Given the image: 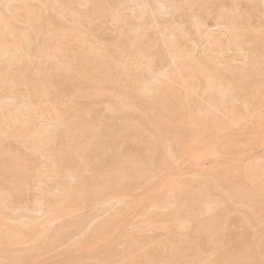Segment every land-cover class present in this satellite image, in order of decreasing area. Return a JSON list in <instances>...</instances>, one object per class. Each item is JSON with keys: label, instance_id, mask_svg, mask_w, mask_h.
<instances>
[{"label": "bare ground", "instance_id": "6f19581e", "mask_svg": "<svg viewBox=\"0 0 264 264\" xmlns=\"http://www.w3.org/2000/svg\"><path fill=\"white\" fill-rule=\"evenodd\" d=\"M30 1H35V2H38V3H41V4H43L44 2H45V0H0V6H1V8H2V6H4V10H5V8H8L7 9V13L8 14H5V15H3V14H1V10H0V97L1 96H4L2 93H4V91H3V89L5 88V99H6V102H4V101H1V99H0V138H2V139H0V142L1 143H3L4 142V137L7 135V131L9 130V129H11V128H15L16 130H18L17 128H16V126L18 127V128H21V131H22V129L24 128V127H26L27 128V126L28 125H30V126H28L30 129H25L24 131L26 132V133H28V134H25V136H26V138L28 139V140H30L31 142H32V144H31V150H29L28 152H27V149L25 150L27 153H29L30 152V154H33V153H40V151H41V154L43 153V151L45 152V149L43 148V146H46L47 144L45 143V141L47 140V139H50V138H48V136H50V135H52V134H57V136H58V138L60 137V140H62L61 142H60V140L57 138L56 139V141L55 142H57V144H58V141L57 140H59V143L60 144H56L57 146H56V148H54L53 147V150L51 149L50 151H51V154H52V158H53V160L51 159V157H50V160H51V164H52V167H49L48 165H44L45 167H49L48 169H52L51 171H52V173L53 174H55L56 176H58L60 179H59V181L57 182V183H54L53 185H52V183L50 184V183H48V184H50V188H53L56 192H52L50 195L48 194V196H46V195H44L42 198H44L43 200H42V198H41V200L43 201V203H44V205L41 203V204H39V202H38V206H39V209H40V205H43V206H41V208L43 207L44 208V210L42 211V209H41V211L43 212V214H42V218H41V221H38L39 222V224H37V222H33V221H31V220H33L34 218H30L31 220H30V222H29V220H27V222L25 221L24 222V228L26 227L27 228V232L29 231V234L27 233V236H28V239L26 240V234L24 233L25 231L22 229V228H19L18 226L19 225H17V227H18V233L20 234V233H22V232H20V231H22L23 230V233H24V235L25 236H23L22 237V234H21V237H22V242H23V244H24V242L25 241H23V240H26L27 241V244L29 243L28 241H35V238H37V236H39V235H37V232H39L40 230V228H44V230H46L47 228H48V224H50V223H52V222H54L55 223V221H59V219H61V218H63V217H65V216H67L68 214L70 215V214H72V212L74 213L75 212V210H78L79 208H81V207H83V206H88V208L90 207V208H92V207H94L95 205V207H97V206H99L100 204H102L103 203V201L105 200H107V201H109V200H115V199H117V201L119 200L118 198L119 197H121L120 198V200L121 199H123V197H125V196H127V194H128V196L130 195L129 193H127V190L129 189V190H131L130 188H132L133 187V185H134V183H136L137 181H141L142 182V180L144 181V180H152V178H156V177H158V175L155 177V175L159 172V170H161V168L162 169H166V171L168 170V172H169V170H171V161L172 160H174L173 158H175L177 155L179 156V155H182V153L184 152V153H191L190 155H192V157H191V159L190 160H193L194 161V159H195V164H194V162L192 161H190V163H188L189 164V166L192 164V166H197V164H198V166H200V161L199 160H206L207 158H209V157H211L210 155H212V156H214V158L216 157V156H218V155H215V154H217V152H218V149H221V147L223 146L222 145V142H223V140H221V138H220V140H219V142H221L220 144L218 143V135H216V132L217 131H219V133L221 134V131L220 130H223L224 132H226L228 129L227 128H230L231 127V125L230 124H232V125H237L238 124V122H240L241 120H244V119H248L247 117V115H249L250 116V121H248V122H251L253 119L256 121V119H258V121L257 122H259V124L258 125H262L263 123V121L261 122V120H263L264 119V112H262V109H260L261 110V112H260V110L258 109L256 112H260L259 114L257 113V115L259 116V118H261V120L259 119V118H256V114H254L255 112H254V104H250L249 102H252L254 99V103H258V101L257 102H255L256 100H259V99H256L255 97L257 96L258 97V94H259V89L258 88H262V86H264V68H262L261 66H260V62H257V59L256 58H253V59H251V60H249V62L248 63H243L242 61H241V59H240V61L242 62V66H238V67H236V68H233V66H232V64H231V67H229V66H223L224 67V69H225V72H227V73H230L231 74V77H229L230 79H228V80H226V82H225V76H224V74H223V71L222 70H220L219 71V69H218V66H217V62L219 63V61L218 60H220V59H218V57H214V56H211V55H209V54H205L204 53V55H203V57H200V56H198L197 58L196 57H194V55L195 54H193V52H192V50H188V48H186L185 46H187V44L185 45V41L188 39L187 37H188V35H187V27H189V26H191V28L193 27V28H195L196 29V33H197V35L199 36V35H202V31H201V27L202 26H205L206 24H205V17H204V15H205V11H211L212 9H215L214 7V5L216 4L215 2H217V3H220V4H223L222 2H220V1H216V0H152V1H150V2H154L153 4L152 3H149L148 1H146V0H140L141 1V3H140V1H139V3H138V0H130L131 1V3L133 2V3H135L136 4V6H139V8L136 10V11H131L132 12V15H131V17L132 18H134V20H136L137 18L138 19H140V20H142L143 22L141 23V24H139L138 26L137 25H135V26H131V25H134V24H132L133 23V19L132 18H128L127 19V17L125 18L123 15H121L120 16V14H118L117 12H116V8H118L120 5H124L125 4V0H124V3H122V2H120V0L118 1V2H120L121 4L120 5H118V7H117V4H116V1H115V5H114V3H112L110 0H108V1H106V0H104V2H106V4L105 5H103V3H102V1L103 0H95V1H92V6H93V10L91 9V8H89V9H91L92 10V13H89V14H91V15H89V16H87L88 15V13H87V15L86 16H80L78 19H75V20H73L72 22L73 23H69V26L70 25H72V26H70V27H72V28H65V26H63L62 28L61 27H59V30H61V32H59V34H56V33H58L57 32V28L58 27H56V26H52V27H56V30H53L52 31V29L51 28H49V26H50V23L51 22H49L50 20V18L51 19H53V17H50V15L51 14H53V13H51V14H49V17L50 18H48V20H45V27H44V16H45V12L44 11H46V9L48 10V8H47V6H45L46 7V9L45 10H43L44 9V7L41 9L40 7L39 8H37V6H39V5H37V6H32L31 4H30ZM47 2L49 1V0H46ZM58 1V0H57ZM57 1H56V3H57ZM62 2L64 1V0H61ZM60 0L58 1V3L60 4V2H61ZM80 1H83V0H66V1H64L63 2V8H65V9H62L61 7V4H60V8L62 9V10H66V9H68V10H66V11H69V9H71V7H73L74 5L73 4H79L80 3ZM86 1V0H85ZM110 1V2H109ZM127 1V0H126ZM129 1V0H128ZM225 1V0H224ZM223 1V2H224ZM227 1H229L230 2V5H229V7H228V5H226L227 7H228V9H225V7L224 8H218V11H217V13H216V11L215 12H213V13H216V14H214L216 17H214V18H216L215 20L216 21H221L220 22V26H222L221 27V29H223L224 31L223 32H225V34H227L226 36V38H227V43H230L233 47V49H234V51H235V53H239V54H242V58H244L245 60V62L247 61V57H248V55H245L246 53L243 51V47L241 48V45H242V43H239L238 42V40H240V38H242V36L243 35H241V32H239L238 31V28H237V26H236V21H237V19H239V17L241 16L240 15V9H241V7H243V6H241L242 4L241 3H243L241 0H227ZM245 2V4H244V8L247 10V11H251L250 13H252L253 11L255 12V10L257 9V10H261V11H259L258 13H261L262 14V17L260 18V16H259V18L260 19H262L263 18V16H264V0H244ZM15 2V6H14V3ZM86 2H91V0L90 1H86ZM85 2V3H86ZM94 2V3H93ZM11 3L13 4L12 6H11V8H9V6L11 5ZM55 3V2H54ZM226 3V1L224 2V4ZM18 4V5H17ZM59 4H58V7H59ZM81 4V3H80ZM83 4H84V2H83ZM223 4V5H224ZM226 4H228V3H226ZM48 5V4H47ZM72 5V6H71ZM76 5V6H77ZM85 5V4H84ZM87 5V4H86ZM126 5V4H125ZM217 5V4H216ZM69 6H71V7H69ZM76 6L75 7H73V8H76ZM87 6H89V5H87ZM91 6V5H90ZM56 7V6H55ZM54 7V8H55ZM68 7V8H67ZM213 7V8H212ZM0 8V9H1ZM51 8V7H50ZM49 8V9H50ZM57 8V7H56ZM123 8V7H122ZM127 8V7H126ZM216 8V9H217ZM86 9H88L87 7H86ZM120 9V8H119ZM54 10V9H53ZM62 10H60L61 12H63ZM76 10V9H75ZM133 10V9H132ZM6 11V10H5ZM4 11V12H5ZM52 10H50V12H51ZM57 11H58V9H57ZM59 11V13H60V15H61V12ZM66 11H65V14H66ZM82 11V10H81ZM88 11H90V10H88ZM118 11V10H117ZM123 11V10H122ZM130 11V10H129ZM156 12V16H157V14L159 15V16H162V18H166V16H169L172 20L170 21V19L168 20L167 18V20L166 19H164V21H163V24L164 23H168L169 24V26L170 27H168L167 25L168 24H166V26L164 25L163 27H162V30L160 31V34H158L157 33V31L159 32V30L161 29V27L159 28V30H157L156 31V33H154V34H156V36L154 37V39H152L153 37H151V36H153V34L152 35H150L149 34V36L147 35V32L146 31H148L147 29H149L147 26H149L148 24H150L152 21H153V19H154V22H155V12ZM213 11V10H212ZM55 12V11H54ZM71 13H72V16H75L74 18H76L77 16H78V14L74 11V9H71V11H70ZM84 12V11H83ZM125 12H127V11H125ZM48 13V12H47ZM82 13V12H81ZM120 13H121V11H120ZM207 13V12H206ZM212 13V12H211ZM211 13H210V18L213 16H211ZM63 14H64V12H63ZM64 14V15H65ZM80 14V13H79ZM83 14H85V13H83ZM82 14V15H83ZM108 15V14H110L111 15V20L115 23V24H117V25H119V28H120V26H121V28H123L122 26H124V28H125V26H127L128 28H130V30L128 31L126 28L123 30V29H121V31L119 30V29H117L118 31H120L119 33H120V38L118 39V45L117 46H115L114 45V43L113 44H111V42H110V47H112V49H114V50H109V54L107 53V55H103V57L104 56H107L106 57V60L103 62V64H98L99 62H96V61H94V64H96V65H100V66H94L93 64V67H87V65L89 64V66H90V63H88V61L90 60L91 61V58L92 59H95V60H97V59H99L100 60V58H102L101 57V49L103 48L102 46H100V47H98L101 51H99V49L97 48V47H94L93 46V44H92V46L94 47V48H87L86 46V48L87 49H85L84 48V46L82 47V45L81 44H85V43H81V42H79V43H81V44H79V45H81V46H78L77 48H76V53H78L79 55H81L82 56V58L84 57L85 59H86V57H88V61L86 62V63H84L83 64V66H82V63H81V66H82V73H83V75L81 74V72H78V71H80L79 70V68H80V66H79V68L77 67V69H78V71L77 70H75V72L74 71H72V72H74L75 74L77 73L78 75V77L76 78H74V77H72L71 75H72V73L71 74H69V71H70V67H72V66H75L76 64H75V62L77 63V61H75V59H76V57H75V59H72V57L70 58L69 56H68V51L70 52L72 49H73V51H74V48H75V46H77V44H75L74 45V47L73 48H70L68 51H67V45H68V47H69V43H67V38H68V35L70 34V33H72V35L75 33L76 34V32H77V30L79 29L78 28V26H77V28H75L74 26L76 25V23L77 22H79L80 23V21H85L88 25H92V26H94V27H96V28H98L97 26H95V23L97 22V20L99 21V17H101V16H103V15ZM122 14V13H121ZM130 14V13H129ZM146 14L148 15V18L149 17H152V18H150V20H148V18L146 17ZM149 14L151 15V16H149ZM245 14V13H244ZM247 14L248 15H251V14H249L248 12H247ZM59 15V16H60ZM63 15V16H64ZM68 15H70V14H68L67 13V15L66 16H64V17H66V19L63 17V19L64 20H69V19H67V17H69ZM77 15V16H76ZM104 15V16H105ZM106 15V16H107ZM128 15V14H127ZM208 13L206 14V17H208ZM246 15V14H245ZM253 15V14H252ZM48 16V15H47ZM55 16V15H54ZM59 16H55L56 18H57V22L59 23V21L61 22V21H63L64 22V20L63 19H61L60 20V18H59ZM62 16V15H61ZM60 16V17H61ZM255 16V15H254ZM253 16V17H254ZM46 17V16H45ZM108 17L110 18V16L108 15ZM107 17V18H108ZM208 17V18H209ZM249 17V16H248ZM247 17V18H248ZM258 17V16H257ZM47 18H45V19H47ZM69 18H71V17H69ZM73 18V17H72ZM99 18V19H98ZM103 17H101V19H102ZM145 18H147L146 20H148V23H147V21H145L144 22V20L143 19H145ZM157 18V17H156ZM159 18H161V17H159ZM245 19V22H246V24L247 25H250V19ZM105 19V18H104ZM131 19V21L132 22H130L129 20ZM242 19V18H241ZM59 20V21H58ZM139 20V21H140ZM207 20H209V19H207ZM213 20V19H212ZM215 20H213V21H215ZM240 20V19H239ZM252 20V19H251ZM52 21V20H51ZM71 21V20H70ZM254 21H255V18H254ZM253 21V23H255ZM262 20H260V22H261ZM264 21V20H263ZM14 22H19L18 23V25L19 24H21L22 23V26H23V24L25 25V27H24V29H22V30H19L20 29V27H19V29L17 28V27H14V25L15 24H17V23H15L14 24ZM53 22L54 23H56V24H58L57 22H56V19H53ZM69 22V21H68ZM74 22H75V24H74ZM84 22V23H85ZM103 22V21H102ZM137 21H134V23L135 24H137L136 23ZM257 22V21H256ZM53 23V24H54ZM64 23H66L67 24V22H64ZM63 23V24H64ZM79 23H77V25L79 24ZM85 23V24H86ZM113 23V24H114ZM153 23V22H152ZM151 23V24H152ZM209 23H211V22H209ZM217 23H219V22H217ZM238 24L240 23L239 21L237 22ZM242 23H243V21H242ZM52 24V23H51ZM55 24V25H56ZM63 24H58L57 26H59V25H63ZM82 24V23H81ZM87 24H86V26H87ZM151 24H150V27H153V26H151ZM154 24V23H153ZM158 24V23H157ZM186 24H187V26H186ZM214 24H215V22H214ZM241 24V23H240ZM251 24H252V22H251ZM258 23H256V25H257ZM261 24H263V22L261 23ZM99 25V24H98ZM160 25V24H159ZM189 25V26H188ZM216 25V24H215ZM255 25V26H256ZM16 26V25H15ZM21 26V27H22ZM67 26V25H66ZM85 26V25H84ZM114 26V25H113ZM219 26V25H218ZM217 26V27H218ZM239 26H241L242 27V24L241 25H239ZM263 26V25H262ZM68 27V26H67ZM74 27V28H73ZM80 27V26H79ZM103 27V26H102ZM164 27H166V28H164ZM243 27H245V26H243ZM254 27V26H253ZM251 27L250 28V30L252 29V32L253 33H251V34H244V36H248V38H249V41H250V43L252 42L253 43V45L255 46V47H253V49L251 50V51H253V55H256L255 53L256 52H258V51H260V44L262 43V45H263V48H264V30L263 31H261V29L258 27L257 29H256V27ZM17 28V29H16ZM147 28V29H146ZM204 28H206V27H204ZM216 28V27H215ZM220 28V27H219ZM218 28V29H219ZM51 29V30H50ZM84 29H85V27H84ZM100 29V28H99ZM151 29H153V28H151ZM189 29V28H188ZM207 29V28H206ZM205 29V30H206ZM247 29H249V27L247 28ZM40 30H45L47 33H50V34H52V32H56L55 34L56 35H58L59 36V38H57L58 36H56V35H54L55 36V39L56 40H60L59 42H60V44H59V42L57 41V44L56 43H54V40H52L54 37H47L46 35V37L48 38H46V39H43V41H38L37 40V38H36V40L39 42H37V44H36V41H34L35 42V51L39 54V55H36L35 57H39V56H41V58L39 59L40 61H41V59L44 57V60L46 61L44 64H41V63H43V59H42V61L41 62H39V60H37L38 62H39V65H36L35 66V63L37 62V61H35V63H34V66H33V63H32V61H33V59H32V61L30 60V61H27V63H29L30 64V67H29V65L26 63V65L25 66H27L28 67V69H29V72L27 71L26 72V74H28V75H23V74H21L20 73V69H22V72H24L25 73V71L23 70V65L21 64V61L23 60V55H22V57H21V54H24V57H25V55L28 57V53L29 52H31V51H29L28 52V50L30 49V48H32V46L31 47H29V45H28V43H29V40H31L32 39V37L31 36H29L30 35V32H31V34L33 33V32H35V33H38V35H39V32H40ZM81 30V29H80ZM101 30H102V28L99 30L100 32H101ZM114 30H116V29H114ZM191 30V29H190ZM52 31V32H51ZM82 31V30H81ZM90 31V30H89ZM99 31H98V33H99ZM118 31H116L115 33H118ZM127 31V32H126ZM149 31H151V30H149ZM154 31V30H153ZM245 31V30H244ZM41 32H43V31H41ZM40 32V33H41ZM79 33H80V31H78ZM95 32V31H94ZM103 32V31H102ZM191 32V31H190ZM192 32H194L193 31V29H192ZM200 32H201V34H200ZM35 33H33V35L35 34ZM44 33V32H43ZM88 33V32H87ZM87 33H85V34H87ZM92 32H90V34H91ZM106 32L104 31V34H105ZM50 34H47V35H50ZM82 34H84V33H82ZM81 34V35H82ZM224 34V35H225ZM80 35V34H79ZM97 35V34H96ZM115 35H118V34H115ZM159 35V36H158ZM208 35V34H207ZM219 35H221V34H219ZM51 36V35H50ZM52 36H53V34H52ZM83 36V35H82ZM93 36V35H92ZM190 36V35H189ZM203 36V35H202ZM210 35H208V37H209ZM212 36V35H211ZM210 36V37H211ZM218 36V35H217ZM29 37L31 38V39H29ZM43 37V36H42ZM69 37H71V36H69ZM80 37V36H79ZM91 37V36H90ZM102 37V36H101ZM115 37V36H114ZM117 37H115V39L113 40V41H116V38ZM158 37V38H157ZM204 37V36H203ZM222 37V36H221ZM53 41V43H54V46H53V44L52 43H50L49 44V42L51 41L50 39ZM75 37L73 36V39H74ZM93 38H95V40H97V42L99 43V42H102V41H100L101 39H100V37H98V36H94ZM121 38H124V39H121ZM156 38V39H155ZM187 38V39H186ZM194 38V37H193ZM212 38V37H211ZM42 39V38H41ZM69 40H70V38H68ZM77 39V38H76ZM75 39V40H76ZM80 39V38H79ZM90 39H92V38H90ZM120 39L121 40H123V41H125L124 43H126V44H123L122 43V41H120ZM197 39V38H196ZM243 39H245V38H243ZM106 40V39H105ZM104 40V41H105ZM191 40V39H190ZM220 40V39H219ZM242 40V39H241ZM33 41V40H32ZM72 41H74V40H72ZM77 41V40H76ZM75 41V42H76ZM86 41H88L87 39H86ZM91 41V40H90ZM89 41V42H90ZM93 41V40H92ZM91 41V42H92ZM111 41H112V39H111ZM188 41H189V39H188ZM192 41V40H191ZM196 41H198V40H196ZM206 41L208 42V44L210 45V46H217L218 48H217V50H215V49H212V50H214V51H216L218 54H223V52L227 49H225V47H224V49L225 50H223V51H221V49H219V41L218 40H215L214 38L213 39H206ZM210 41H212V42H210ZM224 41V40H223ZM222 40H220V43H222L223 42ZM70 42V41H69ZM78 42V41H77ZM85 42V41H84ZM88 42V43H89ZM109 42V41H108ZM121 42V43H120ZM226 42H224V43H226ZM33 43V42H32ZM74 43V42H73ZM106 44H107V42H105ZM116 43V44H117ZM226 43V44H227ZM248 43V42H247ZM55 44L57 45V46H55ZM67 44V45H66ZM100 44H102V43H100ZM109 44V43H108ZM128 44V45H127ZM184 44V45H183ZM194 44H197V43H194ZM207 44V43H206ZM244 44V43H243ZM28 45V46H27ZM86 45V44H85ZM94 45H97V44H94ZM99 45V44H98ZM97 45V46H98ZM102 45H105V44H102ZM127 45V46H126ZM189 45V44H188ZM222 45V44H221ZM251 44H249V46H250ZM34 46V45H33ZM88 46V45H87ZM91 46V45H90ZM105 46H107V45H105ZM115 46V47H114ZM152 46H157V47H155V48H158V46L161 48V46L163 47V49L165 50H163V49H160V50H163L162 52H163V54L161 53V54H159V55H157V53H155L154 55L152 54V55H150V54H148L147 52H150L149 51V48L151 47V49L150 50H152L153 48H152ZM194 46V45H193ZM196 47H198L197 45H195ZM204 46V45H203ZM224 46H227V45H224ZM230 46V45H229ZM25 47H26V49H25ZM89 47V46H88ZM102 47V48H101ZM114 47V48H113ZM165 47V48H164ZM195 47V48H196ZM206 47H207V45H206ZM107 49L109 48L108 46L106 47ZM190 48V47H189ZM194 48V47H193ZM213 48V47H212ZM222 48V47H221ZM231 47H230V49H232ZM245 48H246V46H245ZM260 48V49H259ZM27 51V54L25 53L26 51ZM107 49H106V51H107ZM159 49V48H158ZM210 49H211V47H210ZM228 49H229V47H228ZM229 49V50H230ZM249 49V48H248ZM24 50V51H23ZM212 50H210V51H212ZM246 50V49H245ZM32 51H33V49H32ZM112 51L114 52V53H112ZM157 51V50H156ZM159 51V50H158ZM234 51H232V53H234ZM245 53L244 55H243V52ZM248 51V50H247ZM22 52H24V53H22ZM68 54H67V53ZM75 52V51H74ZM203 52V51H202ZM208 52H209V50H208ZM231 52V51H230ZM249 52V51H248ZM262 52V51H261ZM103 53L104 54H106L105 53V50L103 49ZM153 53V52H152ZM215 53V52H214ZM228 53H229V51H228ZM231 53V55H233ZM234 53V54H235ZM252 53V52H251ZM30 54V53H29ZM32 54L34 55V52H32ZM31 54V55H32ZM74 54V53H73ZM213 54V53H212ZM227 54V53H226ZM75 55H77V54H75ZM225 55V54H224ZM231 55L229 56L230 58H231ZM262 55H263V53H262ZM71 56H73L72 55V51H71ZM80 56V57H81ZM196 56V55H195ZM202 56V55H201ZM218 56V55H217ZM220 56V55H219ZM259 56H260V54H259ZM155 57H157L158 59H160L161 61H163V60H165V61H167V62H162V65H161V62L159 61V63H160V68H161V66L163 67L160 71H158L160 68H156V69H158L157 71H155V68H153L152 69V67H153V65L152 64H150L151 63V61L153 60V58H155ZM221 57H223L222 58V60L224 59L225 60V56H222L221 55ZM227 57H228V54H227ZM252 57H255V56H252ZM251 57V58H252ZM21 58H22V60H21ZM46 58V59H45ZM81 58V59H82ZM83 58V59H84ZM123 58H124V62H123ZM125 58H129V59H133V66L132 67H136V66H138L137 64H143L144 65V63H142V61H145V64L147 65V64H149V65H147V68L146 67H142V68H146V71H145V73L143 72V71H139L138 70V72H136V68L135 69H133V70H135V72L133 71L132 73H131V71H132V68H131V66H130V68L127 70V64H126V67H125ZM230 58H228L227 59V61H233V58L232 59H230ZM238 58H240V56L238 57ZM261 58V59H260ZM259 59L262 61V62H264L263 61V59H262V56L260 57ZM25 59V58H24ZM36 59V58H35ZM102 59H104V58H102ZM129 59H127V63L128 64H131L130 62H131V60L128 62V60ZM157 59V60H158ZM218 59V60H217ZM234 59H235V57H234ZM156 60V59H155ZM223 60V61H224ZM259 60V61H260ZM84 61V60H83ZM89 61V62H90ZM92 61V62H93ZM102 61V60H101ZM192 61V62H191ZM226 61V62H227ZM235 61V60H234ZM22 62H24V60L22 61ZM26 62V61H25ZM79 62L80 61H78V64L77 65H79ZM96 62V63H95ZM139 62V63H138ZM153 62H155L154 60H153ZM152 62V63H153ZM236 62H238V60L236 61ZM32 63V64H31ZM158 63V64H159ZM166 63L167 65H165L164 66V64ZM240 63V62H239ZM238 63V64H239ZM37 64V63H36ZM87 64V65H86ZM154 64H156V63H154ZM221 63H219V65H220ZM225 64V62L223 63V65ZM228 64H230L229 62H228ZM237 64V63H236ZM235 64V65H236ZM140 65V66H141ZM227 65V64H226ZM241 65V64H240ZM262 65V64H261ZM22 66V68H19V67H21ZM33 66V67H32ZM140 66L139 67H137V69L138 68H140ZM157 66H159V65H156V66H154V67H157ZM220 66H222V65H220ZM15 68V71H11L12 69L11 68ZM19 68V69H17V68ZM120 67L122 68V70H121V72H119L120 71ZM26 68V67H25ZM76 68V67H75ZM75 68H73V69H75ZM124 68H126V69H124ZM73 69H71V70H73ZM220 69H222V67L220 68ZM143 70V69H142ZM193 71L192 73H190V71ZM19 71V72H18ZM77 71V72H76ZM130 71V72H129ZM187 71L190 73V75H188V74H186L185 76H187L188 78H189V80L191 79V81L189 82L190 83V85H189V90H190V92L191 93H196V89H197V85H195V86H193V80L192 79H196V80H198V78H200L201 76L202 77H204L203 79H204V82L202 81V80H198L199 82H201V83H203L201 86H202V94L203 95H206V97H202V96H199V97H202V98H200V99H203V102L205 101L206 102V104L208 103L210 106V108L211 109H205V110H202L203 108L202 107H200V108H197V109H195V110H193V108H191V110L189 111V112H187L189 109H187L186 110V108L187 107H185L184 108V106H187V105H185L184 104V106H183V104H181V101H180V99L182 100V98H180L179 99V101H177V97L180 95V94H178L177 96L175 95V94H173V95H171L172 94V92H174V91H176V89L174 90V88H178V87H176V86H174V84L175 85H177L178 84V82L180 81L181 83H179V87L180 88H183L187 83L186 82H188V81H186V80H184L185 78H184V74L185 73H187ZM71 72V71H70ZM133 73H135L134 75H133ZM136 73H138V74H136ZM227 73H225V75L227 74ZM222 74H223V77H222ZM79 75H82L81 77H79ZM197 75V76H196ZM73 76H74V74H73ZM122 78H121V77ZM196 76V77H195ZM198 76H200V77H198ZM123 77H125V80H124V78ZM251 77H258L259 79V82L257 83V82H255L254 80H256V79H252ZM57 78H59V82H55V80H57ZM85 78V79H84ZM118 78V79H117ZM122 80H121V79ZM227 78V77H226ZM240 78H242V79H240ZM91 79H94V81L93 82H91ZM187 79V78H186ZM237 79H238V81H239V79H240V81L241 80H243V81H245L243 84H241V85H237ZM251 79L253 80V82L251 81ZM100 81L102 84H107V82H109V81H111V83H113V81L114 82H116V84H117V86H118V88H117V91H115V89H114V91L113 90H111V91H113V92H116V94H114V93H111L110 94V97L111 96H113V95H115L114 97V100L110 103V104H107L108 103V101H111V100H108L107 101V103L105 104V105H107L106 106V111L107 112H109V114L110 113H115V112H119V113H121V115L120 116H123V118L124 119H126V117H127V115H126V113L125 112H127L128 110L130 111L131 109H133V108H136L137 109V111L138 110H140V106L137 108L135 105H134V102L133 101H135V100H137V101H139V103L140 104H142V100H145V99H147V100H145L144 102H146L145 103V105H147L148 106V103L150 104V103H152L153 104V108L151 107V105H149L148 107L149 108H152V109H148V107L146 106L144 109H142V106H144V105H142L141 106V112H140V114L138 113V112H136V113H138V115L137 116H139L140 115V119H138L137 120V117L136 118H133V117H135L134 115H136V114H134V111H133V119H131V115L129 116V118L131 119V121L129 120V118H127L126 119V121L127 120H129L128 122H126V123H123V120H122V118H121V121H122V123H123V125H121V123L117 126V125H115L116 127L115 128H113V125H114V123L112 124H110V122L109 121H107L110 125H104V123L106 124L107 122H103V124L102 125H100V119L103 117V116H101L100 115V117H97V118H94V117H96V116H91L90 115V112L88 111V110H85L86 108L84 107L83 109L82 108H76L77 110L76 111H78V112H76V111H74V112H76V113H74L73 111V113L71 112V114H74V115H70L69 114V116L67 117V118H69V117H71V119H72V122H73V120L75 121L76 120V116L75 115H77V117H78V115H79V117L77 118L78 120H79V118H80V120L78 121H76V123H70V119H69V121L68 122H64V120H62V117H59L58 115H57V113L56 112H58V111H55V109H57V108H59V109H61L62 110V108L64 107V105L63 104H65L64 102L66 101L67 103H66V105L69 103L67 100H69L70 101V104L73 102V100H72V97L70 96V94H75L74 95V97L75 96H79L78 98H86L87 100L86 101H90L91 102V104L92 105H96V104H98V103H100L101 104V101L99 100V102L97 103V101H98V99L101 97L99 94L102 92V93H104V92H106V91H104V89L103 88H105V87H101L100 86V84H98L97 86H99V87H101V89L99 88H96V84H97V82H95V81ZM68 81V84H70V83H72V82H74L75 83V85H76V83L77 84H79V86H77L76 88H74L75 87V85H74V90L76 89L78 92L77 93H71V91H73V89L71 88V90H70V88H69V86L68 85H66V87L65 88H67V89H69L70 90V94L68 93V95L67 96H65L66 95V93L68 92V90L66 91V93H65V89H64V87H62L61 88V86L63 85V84H65V82H67ZM224 81V82H223ZM94 82L96 83V84H94ZM106 82V83H105ZM60 84L61 85V83H62V85L59 87V85H57V84ZM111 83H109L110 85H111ZM192 83V84H191ZM240 83H242V81L240 82ZM67 84V83H66ZM94 84V85H93ZM115 84V85H116ZM70 85H73V84H70ZM110 85H108V86H110ZM115 85H113L112 84V86H114V88H116L117 86H115ZM184 85V86H183ZM68 86V87H67ZM95 86V87H94ZM174 86V87H173ZM178 86V85H177ZM183 86V87H182ZM256 86H259V87H257L256 88ZM200 86H198V88H199ZM21 88H24V92H21L20 91V89ZM108 88V87H107ZM106 88V89H107ZM254 88H256L255 90H253ZM103 89V90H102ZM109 89V88H108ZM107 89V90H108ZM187 89V88H186ZM246 89V90H245ZM248 89V90H247ZM263 89V88H262ZM261 89V91H263ZM199 90V89H198ZM249 90L250 91H252L253 90V92L252 93H248V95H250V97H253L251 94H257L255 97H253L254 99H252V100H250V97H248V100L246 99L247 97H244V95L242 96L241 94L243 93H245V92H243V91H247V92H249ZM23 91V90H22ZM180 91V90H179ZM184 91V90H183ZM260 91V92H261ZM108 93H110L109 92V90L107 91ZM167 93H169V99H168V96H167ZM171 93V94H170ZM183 93V92H182ZM186 93V92H185ZM195 93H194V95H195ZM2 94V95H1ZM77 94V95H76ZM106 94V93H105ZM113 94V95H112ZM201 94V95H202ZM247 94V93H246ZM264 92L262 93V94H259L260 96V99H261V101H263L264 102ZM171 95V96H170ZM192 95V94H191ZM60 97V99H59V101L60 100H62V97H63V100L60 102V103H58V104H61L63 101V104L62 105H56V106H58V107H54V104H56L57 102H56V98H59ZM73 96V95H72ZM104 96V95H103ZM102 96V97H103ZM107 96V95H106ZM183 96H185L184 94H183ZM211 96V97H210ZM65 97H71V99L69 98H66V100H64L65 99ZM109 97V96H108ZM208 97V98H207ZM225 97H227L228 99H227V101H226V103H230V104H227V105H231L230 107H231V110H229L228 108H230V107H228L227 105L226 106H224L226 109V111L225 110H222L223 112H230V111H234V116H235V111H237V109H239L240 110V105L241 104H239V102L240 101H242L243 102V105H241L242 107H243V112H242V110H240V112H242V113H237L238 115L240 114V116H237V117H239V119L237 120V119H233L234 117L232 116V115H229V117H231V118H228L227 117V119H229L228 121H227V119L225 120L224 118H226V116L223 118V116H222V121H220V122H216L215 124L213 123V121L215 122V120H217V116H219L218 118H220V115L221 114H223V113H221L222 111H220L219 109H216L218 112H219V114L220 115H217V116H215L216 117V119L213 117L214 115H212L211 113H213V112H211L210 110H212L213 109V111H215L214 109L219 105V104H225L224 102H225ZM258 97V98H259ZM77 98V97H76ZM75 98V99H76ZM105 98V97H104ZM191 98V97H190ZM74 99V100H75ZM80 99V100H81ZM89 99V100H88ZM101 99V98H100ZM109 99V98H108ZM55 100V101H54ZM76 100H78V99H76ZM76 100L74 101V102H76ZM170 100V102H171V104H169L168 103V101ZM186 99H184V101H185ZM189 100V99H188ZM193 100V99H192ZM250 100V101H249ZM58 101V100H57ZM184 101H183V103H184ZM201 101V100H200ZM249 101V102H248ZM54 102H56V103H54ZM73 102V103H74ZM180 102V103H179ZM186 102H187V100H186ZM237 102H238V104H239V106H238V108L236 109L234 106H236L237 105ZM72 103V104H73ZM78 103H80L79 101H78ZM78 103L76 102V104L74 105L75 107H80V106H83L82 105V102L80 103L81 105H78ZM103 101H102V104L101 105H103ZM173 103V104H172ZM190 103V102H189ZM188 103V104H189ZM199 103V102H198ZM235 103H236V105H235ZM260 103V102H259ZM85 104V103H84ZM88 104V103H87ZM136 104V103H135ZM174 105L175 107L174 108H168V106L169 105ZM205 104V105H206ZM260 104H262V103H260ZM260 104H259V107H260ZM65 105V106H66ZM104 105V106H105ZM168 105V106H167ZM203 105V104H202ZM258 105V104H257ZM89 106H90V104H89ZM256 106V105H255ZM62 107V108H61ZM67 107H68V105H67ZM67 107H64V108H66V110H67ZM72 106H70V108H71ZM74 107V108H75ZM170 107V106H169ZM183 108L184 110H186V112H187V115H185V112L183 113L182 112V114H184V116H182V118H181V116H180V112H179V108ZM189 107V106H188ZM192 107V106H191ZM221 107H222V105L220 106V107H218V108H220L221 109ZM224 107L222 108V109H224ZM240 107V108H239ZM89 108H91V107H89ZM181 108V111H184L183 109ZM202 108V109H201ZM256 108H257V106H256ZM255 108V109H256ZM262 108H263V106H262ZM59 109H57V110H59ZM264 109V108H263ZM64 110L65 109H63L61 112L62 113H64V115L66 114H68V113H70L69 111H68V113H66V112H64ZM103 112H104V110H103ZM55 113H56V119H54V117H53V115H55ZM78 113V114H77ZM95 113V112H94ZM99 113V112H98ZM122 113H125V115L124 114H122ZM130 114H131V112H129ZM128 113V114H129ZM59 115H61L60 114V111H59V113H58ZM97 114V113H96ZM101 114V113H100ZM107 114V113H106ZM212 115L211 117L213 118V121H212V119H211V121H212V123L215 125V126H219V128H213V130L211 129V128H208V129H211V131H213L212 132V135L215 137L216 136V138H217V140H214V144H215V142H216V144H217V146L218 145H220L221 147L219 148H217V146L216 147H214L213 146V141H211L210 143H207V141L205 142V143H207L206 145H208V144H210V147L209 146H207L208 147V149H207V147H206V149H200V148H198L197 146H199V145H201V142H203V140H205V139H207L208 137H210V136H208V135H206L207 136V138H205V139H203V135L202 134H200V130H202V131H204L203 129H205L206 130V128L205 127H208L207 125L208 124H206V125H204V123H206L207 121H206V119L208 120L209 119V115ZM229 114V113H228ZM255 115L254 117L256 118H253V119H251V115ZM260 114H261V117H260ZM63 115V114H62ZM117 115H119V114H117ZM223 115H227V114H223ZM263 115V116H262ZM72 116H75V117H73L72 118ZM97 116H99L98 114H97ZM108 116H110V115H108ZM107 116V117H108ZM124 116H126V117H124ZM148 116H150L149 118H150V122H149V118H148ZM247 116V117H246ZM257 116V117H258ZM59 117V118H58ZM118 117V116H117ZM52 118V119H51ZM58 118V119H57ZM103 118H105V116L103 117ZM119 118V117H118ZM63 119H65V118H63ZM106 119V118H105ZM107 120V119H106ZM116 120H118L119 121V119H116ZM133 120H135L134 121V123H133ZM137 120V121H136ZM227 121V124H229L230 125V127H226L225 129H224V122L225 121ZM36 121V122H35ZM38 121V122H37ZM114 121V120H113ZM146 121H148L149 123H147V124H149V126H151V127H153V128H151V130L152 129H155V131L156 132H154V134H152L150 131L151 130H148L149 129V127H146L145 126V122ZM208 121H210V120H208ZM125 122V121H124ZM223 122V123H222ZM260 122H261V124H260ZM37 123V124H36ZM38 123H43V124H41V126L38 124ZM178 123V124H177ZM207 123H209V122H207ZM217 123H219L218 125H217ZM240 123H242V122H240ZM125 124V125H124ZM247 124V123H246ZM87 127H86V126ZM103 125L105 126V128H106V135L104 134L105 132H102L100 129L103 127ZM165 125V128L166 129H168V132H170L169 131V128H171L170 130H171V132L173 131V133L175 134L174 135V137H175V142L173 143V144H175V146H174V148L175 149H172V147L171 146H173L172 144H171V146L169 145V144H167V140H165L166 139V137H165V139H163V138H161V136H160V134H157V133H160L161 131H160V129L159 128H161V130L163 131V127L162 126H164ZM228 125V126H229ZM241 125V124H240ZM244 125V124H243ZM264 125V124H263ZM262 125V126H263ZM99 126H100V131L98 130V128H99ZM102 126V127H101ZM166 126H168V127H166ZM196 126H197V128H198V126L200 127V126H202L201 127V129L200 130H196ZM223 126V127H222ZM237 126H239V125H237ZM245 127H246V125H244ZM247 126H248V124H247ZM257 126V125H256ZM23 127V128H22ZM204 127V128H203ZM209 127H211V125H209ZM212 127H213V125H212ZM241 127H242V125H241ZM244 127V128H245ZM258 127V128H257ZM254 130H256L257 129V132H258V134H256L257 136H261V138L263 139L264 138V133H262L261 135L259 134V130L260 129H262V128H259L260 126H257ZM164 128V129H165ZM223 128V129H222ZM232 128V127H231ZM91 129V130H90ZM227 129V130H226ZM246 129V128H245ZM244 129V130H245ZM247 129H248V127H247ZM59 130H60V133H59ZM103 130V129H102ZM158 130L160 131V132H158ZM232 130V129H231ZM13 131V130H12ZM85 131H89V133H88V135L90 134V137L88 138L87 136V138L84 136L85 135ZM167 131V130H166ZM166 131H163V132H166ZM196 131H200V132H196ZM243 131V130H242ZM250 131V130H249ZM252 131V130H251ZM11 132V131H10ZM18 132V131H17ZM85 132V133H84ZM228 132V131H227ZM260 132H261V130H260ZM263 132V131H262ZM9 133V132H8ZM101 133H102V135H105V137H108V141L107 142H109V143H107V145H106V143H104L103 145H105L104 147H100L99 146V144L102 146V140H101V137H102V135H101ZM218 133V132H217ZM10 134V133H9ZM12 134V133H11ZM10 134V135H11ZM17 135L18 134H20V130H19V132L18 133H16ZM23 134H24V132H23ZM198 134H200V135H202L201 137V139H203L202 141H200V144H199V142H198ZM222 134H224L223 132H222ZM226 135H224V136H230V135H233V136H236V135H234V134H232V133H225ZM228 134V135H227ZM230 134V135H229ZM237 134V133H236ZM252 134V133H251ZM61 135V136H60ZM86 135H87V133H86ZM100 135H101V137H100ZM158 135V136H157ZM163 135H165V134H163ZM211 135V134H210ZM256 135H254V137H252V139H251V137L249 138L248 136H251V135H249V134H247L246 136H247V138L248 139H251V140H253V139H255V136ZM18 136H20L19 137V139L23 136V135H18ZM56 136V137H57ZM223 136V135H222ZM237 136H238V134H237ZM236 136V137H237ZM242 137H241V139L242 138H244L245 136L244 135H241ZM244 136V137H243ZM24 137V136H23ZM55 137V138H56ZM104 137V138H105ZM200 137V136H199ZM236 137H234V138H232L233 140L236 138ZM7 138V137H6ZM73 138H75L74 140H73ZM98 138H100V142L101 143H99V141H97V139ZM257 138H259V137H257ZM9 139V138H8ZM18 139V138H17ZM16 139V140H17ZM33 141H32V140ZM53 139V138H52ZM200 139V140H201ZM210 140H211V138H209ZM227 139V138H226ZM245 139V138H244ZM2 140V141H1ZM14 140H15V138H14ZM24 140V139H23ZM96 140V143L98 144H96V143H94V141ZM106 140H107V138H106ZM125 141L124 143H125V145H123V144H121L120 146H118V145H116L117 143H114V142H112V141H115V142H118V141ZM172 140V139H171ZM239 140V139H238ZM7 141V140H6ZM25 141V140H24ZM23 141V142H24ZM121 141V142H122ZM255 141H258L257 139H255ZM254 141V142H255ZM21 142V144H23L22 143V141H20ZM26 142V141H25ZM29 142V141H28ZM28 142H26V143H28ZM54 142V143H55ZM106 142V141H105ZM170 142V140L168 141V143ZM225 142V141H224ZM237 142H239V141H237ZM247 142V141H246ZM245 142V143H246ZM249 142H251V141H249ZM260 142V141H259ZM259 142H257L258 144H260V145H262V151L264 150V145H263V140H261V142L259 143ZM111 143H114V145L113 144H111ZM171 143V142H170ZM191 143V144H190ZM226 143V142H225ZM242 143V142H241ZM240 143V144H241ZM29 144V143H28ZM27 144V145H28ZM95 144V145H94ZM109 144V145H108ZM140 144H143V146H144V144H145V148L143 149V148H138V150H135L134 149V146H136V145H140ZM188 144H190V145H192V144H195L193 147L195 148V146H196V148L194 149V150H191V149H193V147L189 150V151H191V152H189L187 149L188 148H190L189 146L190 145H188ZM215 144V145H216ZM255 144H256V142H255ZM1 145L2 144H0V147H1ZM5 145H6V142H5ZM117 147H116V146ZM188 145V146H187ZM203 145V144H202ZM201 145V146H202ZM206 145H203V147L204 146H206ZM224 145H226V144H224ZM245 145H247V143L245 144ZM249 145V144H248ZM254 145V144H253ZM257 145V144H256ZM256 145H254V146H256ZM2 146H4V145H2ZM30 146V145H29ZM55 146V145H54ZM111 146L113 147H116V148H114V150H116V155H115V157H113L112 156V154L114 153L113 151L114 150H112V152L113 153H111V156L113 157V159L115 160L114 162H111V159L109 160L108 158H106V156H105V154L107 153L108 154V152H110L111 151ZM124 146V147H123ZM131 146H133V149H134V151H133V149H132V147ZM227 146H228V144H227ZM232 146H233V144H232ZM232 146H230V148L232 147ZM242 146H243V144H242ZM10 147V146H9ZM25 147H26V144H25ZM140 147V146H139ZM141 147H142V145H141ZM247 147H249V146H247ZM2 148V147H1ZM6 148V147H5ZM4 148V149H5ZM27 148H28V146H27ZM90 148H91V150H90ZM112 148V149H113ZM216 148H217V150H216ZM230 148H229V152H230ZM244 148V147H243ZM250 148V147H249ZM248 148V149H249ZM258 148H260V146H258ZM3 149V150H4ZM43 149V150H42ZM83 149H85V151L86 152H92V156L91 157H89L87 154H89V153H87V154H79V152L80 151H82L83 152ZM86 149H88V150H90V151H87ZM136 149H137V147H136ZM246 149V148H245ZM47 150V149H46ZM110 150V151H109ZM187 150V152H185ZM222 150H226V149H222ZM222 150H219V151H222ZM239 150V149H238ZM244 150V149H243ZM2 151V149H0V152ZM9 151V150H8ZM7 151V152H8ZM22 151V150H21ZM25 151H23L22 152V155L23 154H25V156L27 157V155H26V152ZM49 151V152H50ZM233 151L234 150H232V152H231V154L233 153ZM240 151V150H239ZM249 151V150H248ZM250 151H252V149H250ZM132 152V153H131ZM223 152V151H222ZM225 153H229V152H227V151H224ZM238 152V151H237ZM264 152V151H263ZM85 153V152H84ZM219 153V152H218ZM246 153V152H245ZM4 154V156L3 157H0V170H3L4 169V165L2 164V163H5V167L7 168V163L8 162H6V159L7 158H5V153H3ZM46 154V153H45ZM47 154H48V152H47ZM106 154V155H107ZM145 154V155H144ZM240 154V153H239ZM241 154H243L242 152H241ZM249 154V153H248ZM21 154H20V152L18 153V154H14V155H10L11 156V158L13 159V160H8L9 161V164H10V167L12 168L13 166L12 165H14V169L13 170H17L18 171V173L20 172V171H25L26 169H27V167H26V162H28L27 160H26V162H25V156L23 157ZM29 155V154H28ZM90 155V154H89ZM102 155H104L105 156V158L106 159H108L109 161H107L106 159L104 160V157L102 158ZM109 155H110V153H109ZM207 155H209V156H207ZM223 155H225V154H223ZM230 155V154H229ZM32 156V155H31ZM45 156V155H44ZM51 156V155H50ZM108 156V155H107ZM111 156H108V157H111ZM144 156V157H143ZM183 156H184V154H183ZM204 156V157H203ZM205 156H207V158L205 157ZM222 156V155H221ZM221 156H218V157H221ZM238 156H240V155H238ZM6 157H8L7 155H6ZM29 157V156H28ZM33 157V156H32ZM37 157H38V155H37ZM40 157V156H39ZM48 157V156H47ZM79 158V162H80V164H78L79 165V167H81L80 169H82L84 172L85 171H87V170H89V172H91V173H89V175H90V177H88L89 175H88V173L87 172H85V173H87L86 175H83V174H85V173H83V171L81 172V173H83V174H81V173H78V171L77 170H79L78 169V166H77V163L75 162V158ZM154 157H157L156 159L158 160V165H152V163L151 162H153L154 163V160L152 161L151 159L152 158H154ZM188 157V156H187ZM189 157V158H190ZM202 157V158H201ZM223 157V156H222ZM221 157V158H222ZM5 158V162H4V159ZM24 158V159H23ZM30 158V157H29ZM45 158V157H44ZM43 158V159H44ZM77 158V159H78ZM178 158V157H177ZM204 158V159H203ZM211 158H213V157H211ZM224 158V157H223ZM230 158V157H229ZM236 157L234 156V159H235ZM2 159V160H1ZM35 159H36V157H35ZM41 159H42V157H41ZM42 159V160H43ZM220 159V158H219ZM227 159H228V157H227ZM236 159H238V157L236 158ZM235 159V160H236ZM260 159V158H259ZM29 160H31V159H29ZM33 160V159H32ZM145 162H144V161ZM177 160V159H176ZM211 160V159H210ZM213 160V159H212ZM215 160V159H214ZM231 160V159H230ZM3 161V162H2ZM36 161V160H35ZM175 161V160H174ZM196 161H198L199 163H196ZM206 161H208V160H206ZM2 162V163H1ZM45 162V161H44ZM47 162H49V160L47 161ZM78 162V163H79ZM188 162V161H187ZM263 162V161H262ZM31 163V162H30ZM40 163V162H39ZM43 163V162H42ZM146 163V164H145ZM175 163V162H174ZM202 163H204L203 161H202ZM208 163V162H207ZM223 163V162H222ZM259 163H261L260 162V160H259ZM29 164V163H28ZM45 164H46V162H45ZM48 164H50V163H48ZM143 164H145V166L143 165ZM188 164L187 165H185V166H188ZM253 164H254V162H253ZM34 165H36V164H34ZM39 165V164H38ZM38 165H37V168L36 169H34L33 171H34V173L35 172H37L36 173V177H40L41 178V175L39 174V170L41 171L43 168V170H45L46 168L44 167V166H40V167H38ZM41 165V164H40ZM43 165V164H42ZM214 165V164H213ZM252 165V164H251ZM250 165V166H251ZM255 165H256V163H255ZM259 165V164H258ZM2 166H3V169H2ZM30 166V165H29ZM33 166V165H32ZM247 166L248 165H243L241 168L244 170V171H247L248 173H250L251 171H253L250 175H252V176H254L253 174H254V171L255 172H257V171H259L261 168H258L257 170L255 169V170H250V166L247 168ZM253 166V165H252ZM261 166V165H260ZM260 166H258V167H260ZM90 167L92 168V169H90ZM94 167V168H93ZM191 167V166H190ZM214 167V166H213ZM238 167V166H237ZM246 167V168H245ZM255 167V166H254ZM4 169L5 171L7 170V171H11L12 169L11 168H9V166H8V169ZM30 168V167H29ZM28 168V169H29ZM34 168H35V166H34ZM40 168V169H39ZM185 168V167H184ZM187 168H189V167H187ZM209 168V167H208ZM236 168V167H235ZM253 168V167H252ZM255 168H257V167H255ZM264 168V167H263ZM11 169V170H10ZM39 169V170H38ZM190 169H192V168H190ZM225 169V168H224ZM231 169H232V167H231ZM241 169V170H242ZM247 169V170H246ZM13 170H12V172L11 173H15V171L13 172ZM30 170V169H29ZM31 170H32V168H31ZM31 170L30 171H27L28 172V175H29V173L31 172ZM37 170V171H36ZM163 170V171H164ZM176 170V169H175ZM239 171H241L240 170V168L238 169ZM242 170V171H243ZM249 170V171H248ZM4 171V172H5ZM7 171H6V173H7ZM162 171V172H163ZM214 171V170H213ZM218 171H219V169H218ZM232 171H233V173H234V170L232 169ZM231 170H229L228 172H225L226 174H228V173H231L232 172ZM238 171V172H239ZM243 171V175H242V177L247 173V172H244ZM3 171H2V173L0 172V174L2 175L3 173H4ZM26 172V173H27ZM44 172H46V170L44 171ZM180 172V171H179ZM177 173L176 172V174L175 175H173L171 172V174L170 173H168L167 175H165L164 177H163V175H162V178L161 179H159L158 181H157V179H156V182L154 181L155 179H153V181L151 182V184L152 183H154L155 182V184H153V185H150L149 187H150V189L149 190H146L147 191V195H150L151 197H150V199H154V202H155V204H153L154 202H152L151 203V201H150V206H149V204H148V206L151 208V204H152V207H154V208H156L158 205H157V199H158V202H160V197H161V195H162V192H164V191H166V190H168V191H166V193L167 192H169V193H167L166 195H167V197L169 196L170 198L171 197H174L175 195H182V194H184V192L186 191V189L188 188V187H190V186H188V185H190L192 182H190V184H189V182H186V180H182L183 178L181 177V176H183V175H181L180 173ZM183 172H184V170H183ZM237 171L234 173V175L236 174H239ZM17 173V172H16ZM33 173V174H34ZM77 173H78V175H77ZM167 173V172H166ZM165 173V174H166ZM247 173V174H248ZM258 173V172H257ZM5 174V173H4ZM7 174H9V173H7ZM6 174V175H7ZM43 174V173H42ZM46 174V173H45ZM219 174V173H218ZM232 174V173H231ZM230 174V175H231ZM240 174H241V172H240ZM239 174V178H242V177H240L241 175ZM246 174V175H247ZM258 174H260V173H258ZM11 175V174H10ZM6 176L5 177V175H3L4 177H5V179L6 178H9V179H7L6 180V182H5V180H3L1 183H3L4 184V186H2L3 184H0L1 186V188L2 189H4L5 187H7V188H5L4 189V191L2 192V189H0V196H3V194H4V192H6V196L9 194H20L21 193V187L25 184V181H26V177L25 178H22V177H17V174L14 176V174H13V176ZM19 175V174H18ZM27 175V176H28ZM32 175V174H31ZM51 175V174H50ZM50 175H49V177H50ZM79 175H83V176H87V177H83V179L82 178H80L81 176H79ZM161 175V174H160ZM181 175V176H180ZM193 175V174H192ZM249 174H248V176H250ZM255 175H256V173H255ZM263 175V174H262ZM20 176V175H19ZM35 176V175H34ZM154 176V177H153ZM203 176V175H202ZM205 176H206V174H205ZM218 176V175H217ZM227 175H225V177H226ZM229 176V175H228ZM4 177L2 178V179H4ZM32 177V176H31ZM181 177V178H180ZM192 177V176H191ZM198 177V176H197ZM219 177V176H218ZM220 177H221V175H220ZM234 178H235V176H233ZM255 177V176H254ZM256 177H257V175H256ZM255 177V178H256ZM259 177H260V175H259ZM45 178H47L46 176H45ZM51 178V177H50ZM88 178V180H86ZM159 178V177H158ZM174 178H176V179H174ZM202 178V177H201ZM205 178V177H204ZM230 178H231V176H230ZM234 178H231V179H234ZM237 178V177H236ZM236 178H235V181H236ZM245 178H246V176H245ZM253 177H251V179H252ZM48 179V178H47ZM213 179V178H212ZM220 179V178H219ZM226 179V181H228L227 180V178H225ZM225 179H223V180H225ZM29 180H30V178H29ZM41 180H42V178H41ZM51 179H49V181H50ZM199 180H202V179H199ZM199 180H196V182H200ZM230 180V179H229ZM237 180L239 181V179L237 178ZM248 180V179H247ZM263 180V179H262ZM1 181V180H0ZM28 181V180H27ZM26 181V182H27ZM48 181V182H49ZM138 182L139 184H140V186H141V182ZM231 182L233 181V180H230ZM230 181H228V182H230ZM234 181V182H235ZM238 181H237V184H238ZM249 181H250V179H249ZM264 181V180H263ZM31 182H33V181H31ZM42 182V181H41ZM45 182V181H44ZM203 182H205V180H203L201 183H199V185L198 186H200V187H202L203 185H205L206 183H203ZM221 182V181H220ZM240 183H243V182H245V181H242L241 182V179H240V181H239ZM253 182V181H252ZM137 183V184H138ZM146 183L148 184V181H146ZM197 183V184H198ZM212 183V182H211ZM210 183V184H211ZM247 183V182H246ZM253 183H255V182H253ZM257 183V182H256ZM26 184H29V183H26ZM41 184V183H40ZM137 184H136V186H137ZM139 184H138V186H139ZM196 183H195V185H197ZM203 184V185H202ZM216 184V183H215ZM215 184H214V186L212 187V188H215ZM232 184V183H231ZM236 184V183H235ZM234 183L232 184V186H234L233 188L232 187H230V188H227V189H231V191L233 192V189L237 186V185H235ZM251 184V183H250ZM248 185V186H252V185ZM260 184H262V183H260ZM260 184H257V186H256V184H255V187H257L258 188V185H259V187H261V189H260V191L263 189L262 188V186L263 185H261L260 186ZM44 186L46 185V184H43ZM51 185H52V187H51ZM143 185H145V184H143ZM142 185V186H143ZM149 185V184H148ZM191 185H194V184H191ZM227 185H229V186H231L229 183H227ZM245 184L243 183V185L242 186H244ZM26 186V185H25ZM32 186V185H31ZM39 186V185H38ZM41 186V185H40ZM145 186H147V185H145ZM144 186V187H145ZM152 186V187H151ZM197 186V187H198ZM206 187H207V185H205ZM205 186H203V188H205ZM217 186V185H216ZM228 186V187H229ZM238 186H240V185H238ZM237 186V187H238ZM200 187L199 188H197L200 192L198 193L199 195H198V197L199 198H201L202 197V195H200V193H201V189H203V188H201L200 189ZM210 187V186H209ZM221 187V186H220ZM31 188V187H30ZM29 188V189H30ZM46 188L47 189H49L47 186H46ZM45 188V189H46ZM134 188H135V186H134ZM142 189L141 190H143L144 188L143 187H141ZM146 188V187H145ZM148 188V187H147ZM146 188V189H147ZM191 188V187H190ZM196 187H194L193 189L191 188V190H190V192L192 191L193 193L195 192V190H196V192L198 191L197 189H195ZM239 188V187H238ZM240 188H241V186H240ZM6 189H8L9 191H8V193H7V190ZM32 189H33V187H32ZM44 189V188H43ZM46 189V190H47ZM133 189V188H132ZM139 189H140V187H139ZM189 189V188H188ZM209 189V188H208ZM217 189V188H216ZM215 189V190H216ZM224 189L225 190H227L225 187H224ZM224 189H220V190H224ZM242 190H243V188H241ZM244 189H247V188H244ZM256 189V188H255ZM255 189H251L252 191L253 190H255ZM39 190V189H38ZM135 190V189H134ZM145 190V189H144ZM170 190V191H169ZM171 190L173 191V193H171ZM205 190V192L207 193V191H208V193L209 194H213L214 192H212L214 189H211V190H206V189H204ZM203 190V191H204ZM239 190V189H238ZM37 191V190H36ZM43 191V190H42ZM42 191L40 192L41 194H42ZM50 191V189L49 190H47V192H46V194L48 193ZM51 191H53V190H51ZM211 193H210V192ZM217 191H218V189H217ZM231 191H229V192H231ZM235 191V190H234ZM248 191V190H247ZM2 192V193H1ZM141 192V191H140ZM143 192V191H142ZM189 192V191H188ZM190 192H189V194H190ZM192 192H191V196H192ZM223 192H225V191H223ZM223 192H222V194H223ZM254 192V191H253ZM262 192L264 193V189L262 190ZM50 193V192H49ZM203 193V192H202ZM207 193V194H208ZM221 192H219V194H220ZM226 194H227V192H225ZM224 193V194H225ZM246 193V192H245ZM249 193V192H248ZM2 194V195H1ZM43 194H44V192H43ZM133 194V193H132ZM131 194V196H133ZM143 194H145L144 192H143ZM169 194V195H168ZM186 194H187V192H186ZM189 194H187V195H189ZM195 194H197V193H194V195ZM205 194V193H204ZM206 194V195H207ZM211 194V195H212ZM249 194H251V193H249ZM248 194V195H249ZM255 193H253V195H254ZM256 194H257V191H256ZM255 194V195H256ZM260 192L256 195L257 197H259L260 195ZM7 196V198L8 197H10V196ZM21 195V194H20ZM22 195H23V192H22ZM141 196H142V194H140ZM165 195V194H164ZM164 195H162V196H164ZM172 195V196H171ZM174 195V196H173ZM206 195H204L203 197H206ZM209 196V197H211V198H213V196H215V195H212V196ZM221 195V194H220ZM220 195H218V196H220ZM238 195H240V194H238ZM242 195V194H241ZM252 195V194H251ZM5 196V194H4V197H6ZM141 196L139 197V194L138 195H136V197H139L140 199H143V196H142V198H141ZM185 196V195H184ZM208 196V195H207ZM217 196V195H216ZM215 196V197H216ZM229 196V195H228ZM233 196V195H232ZM236 196V195H235ZM245 196H247V194L245 195ZM13 196L11 195V197L10 198H12ZM17 197V196H16ZM50 197V198H49ZM146 197V196H145ZM144 197V198H145ZM176 197V196H175ZM189 197H190V195H189ZM194 197H195V199H196V195L195 196H193V199L191 198L190 200H189V198H187V199H185V198H183V200H186V202L185 203H187V200H189L190 202H193V204H196V208H194V209H192V214L194 215V220L196 219V217H195V214L196 213H199V211H197V204H201L202 202H199V201H195L194 200ZM197 197V198H198ZM242 197H243V195H242ZM253 197H255V196H253ZM256 197V198H257ZM263 195L261 194V196H260V198H262L261 200H263ZM7 198H5L6 200L4 201V204L6 203V201H12L13 199H10L9 198V200L7 199ZM14 198V197H13ZM22 198V197H21ZM126 198V197H125ZM130 198V197H129ZM147 198V197H146ZM145 198V199H146ZM162 198V197H161ZM165 198H166V196H165ZM210 198V199H211ZM223 198V197H222ZM221 198V199H222ZM226 198V197H225ZM243 198H245V197H243ZM251 199H252V196L250 197ZM16 199L17 198H15V201H16ZM136 198L134 197V200H135ZM140 199H138L137 198V200H140ZM148 199H149V196H148ZM153 199H152V201H153ZM160 199V200H159ZM163 199H164V197H163ZM167 199V198H166ZM164 200L165 202H162V203H165V205L164 206H166V207H169V206H174L173 208H174V210H175V207L177 206H175L174 204H175V202L174 201H176V200H173V201H170L171 202V204L169 205V203H167V205H166V201L169 199H167V200ZM175 199V198H174ZM177 199V198H176ZM178 199H180V200H178ZM177 199V201H180L181 202V204L183 205V203H184V201L182 200V197H180V198H178ZM204 199V198H203ZM216 200H218V198H215ZM220 198H219V200H221ZM227 199V198H226ZM229 199V198H228ZM246 199H248L246 202H247V204L246 203H244L245 204V206H244V204H243V206L245 207V208H248V207H246L248 204H249V201H250V204H249V206L250 205H253V203L251 204V202H253L254 201V203H255V201L256 200H254L255 198H253V201L252 200H249V197L248 198H246ZM258 200H260L259 198H257ZM19 200H21V199H19ZM45 200V201H44ZM131 200H133V199H131ZM130 200V201H131ZM172 200V199H171ZM191 200H193V201H191ZM202 199H200V201H201ZM208 200H209V198H208ZM208 200L206 199V201H204V204L203 205H206L207 207H205V211L207 212V209H208V207H209V209H208V211L210 210V208L212 209V207H211V205H209L210 203H208ZM211 200H214V199H211ZM218 200V201H219ZM243 200V199H242ZM241 200V201H242ZM14 201V202H15ZM18 201V200H17ZM117 201H115L116 203H119V201L117 202ZM136 201V200H135ZM133 201V203L131 204V202H130V204L132 205V207L135 205V207L137 206V204H141V202L143 201H139L140 203H138V201ZM149 201H148V203H149ZM176 201V202H177ZM188 201V202H189ZM218 201H214L215 202V204H217V202ZM223 201V200H222ZM222 201H220V202H222ZM1 202V201H0ZM19 202V201H18ZM100 202H102V203H100ZM129 202V201H128ZM172 202H174V204L172 203ZM180 202H178V203H180ZM183 202V203H182ZM187 203L189 206L187 207V208H184L183 207V209H185L186 211L190 208V206L191 207H193V206H195V205H190L191 203ZM206 202V203H205ZM240 202V201H239ZM238 202V203H239ZM260 202V201H259ZM259 202H257V203H255V205L256 204H259ZM10 203V202H9ZM17 203V202H16ZM21 203V202H20ZM19 203V204H20ZM26 203V202H25ZM25 203H24V205H25ZM111 203V202H110ZM143 203H144V205H146L145 203H146V201H143L142 202V204H141V206L140 207H142V209L144 208V206H142L143 205ZM232 203V202H231ZM241 203V202H240ZM263 203H264V201H263ZM262 203V201H261V204H263ZM3 204V203H2ZM2 204H0L1 206H3ZM97 204H99V205H97ZM114 204V203H113ZM159 205H161L162 207H163V205L162 204H160V203H158ZM181 204H179L177 207H178V209H179V206L181 207ZM186 204V205H187ZM211 204H213V205H215L214 203H211ZM21 205H22V203H21ZM155 205V206H154ZM157 205V206H156ZM185 205V204H184ZM183 205V206H184ZM209 205V206H208ZM212 205V206H213ZM231 205V204H230ZM234 205V204H233ZM236 205V204H235ZM240 206L242 205V203L241 204H239ZM260 205V204H259ZM104 206V205H103ZM103 206H101V207H103ZM202 206V205H201ZM216 206V205H215ZM225 206V205H224ZM227 206V205H226ZM226 206H225V208H226ZM237 206H238V204H237ZM236 206V207H237ZM262 206V205H261ZM260 206V207H261ZM264 206V205H263ZM5 207V206H4ZM94 207V208H95ZM125 207H127L126 208V211L130 208V207H128L127 205L125 206ZM135 207H133V208H135ZM162 207H160V208H162ZM176 207V208H177ZM243 207V208H244ZM252 207V206H251ZM31 208V207H30ZM93 208V209H94ZM108 208V207H107ZM137 209H139V207L137 206L136 207ZM136 208L134 209V211L136 210ZM147 208V207H146ZM145 208V212H149V208L148 209H146ZM164 208V207H163ZM172 207H170V209H171ZM214 208H216V207H214ZM221 208V207H220ZM255 208V207H254ZM27 209V208H26ZM82 209H85V208H82ZM96 209V208H95ZM105 209V208H104ZM103 209V210H104ZM158 209H159V207H158ZM167 209V208H166ZM166 209H164V212L165 211H168V210H166ZM169 209V210H170ZM178 209H176L177 211H178ZM202 209H204V206H202ZM232 209V208H231ZM6 210V209H5ZM20 210V209H19ZM113 210V209H112ZM122 210V209H121ZM125 210V209H124ZM130 210H132L131 208H130ZM130 210H128L127 212H126V214L127 213H130V212H132V211H130ZM151 210V209H150ZM153 210V209H152ZM161 210V209H160ZM191 210V209H190ZM189 210V211H190ZM213 210V209H212ZM226 211H227V209H225ZM224 209L222 210L221 209V211L223 212V213H221V215L222 214H224V212H226ZM230 210V209H229ZM233 210V209H232ZM249 210H251V211H253L250 207H249ZM83 211V210H82ZM102 211V210H101ZM119 211V210H118ZM140 211V213L142 212L141 210H139ZM181 211V210H180ZM179 211V213H181ZM185 211V214L184 213H181V214H179L178 212L176 213L177 214V216H178V218H180L181 217V220H180V228L182 229V230H184L186 227H185V220L182 218V216L185 218V216H186V214L188 215V213ZM211 211V210H210ZM239 211V210H238ZM246 211V210H245ZM244 210H243V213L240 211V213H242V217L244 216V213L246 214V212H245ZM262 211V210H261ZM263 211H264V209H263ZM42 212H40V213H42ZM103 212V211H102ZM125 212V211H124ZM124 212H122L121 211V215L120 216H123V214H124ZM136 212V211H135ZM135 212H133V214H135ZM172 212H173V210H172ZM212 212V211H211ZM229 212L230 211H228V213H226V214H224L225 216H227V214L228 215H230L229 214ZM258 212V211H257ZM20 213H21V211H20ZM117 213V212H116ZM138 213V212H137ZM136 213V214H137ZM155 213H159V210L158 211H156ZM154 212H153V214H155ZM171 213V210L169 211V213L167 214V212L165 213V218H168V217H171L172 215L170 214ZM201 213V212H200ZM204 213L205 212H203V216H204ZM234 213V212H233ZM232 213V214H233ZM3 214V213H2ZM75 214V213H74ZM89 214V213H88ZM87 214V215H88ZM115 214V213H114ZM133 214H131V215H133ZM139 214V213H138ZM142 214H144V213H142ZM150 214H152V213H150ZM164 214V213H163ZM162 214V215H163ZM175 214V213H174ZM173 214V216L175 217V215ZM179 214V215H178ZM183 214V215H182ZM191 214V215H192ZM207 214H208V212H207ZM211 214H213V213H211ZM238 214V213H237ZM247 214H249V215H251V216H255V212H247ZM257 214V213H256ZM263 214V213H262ZM69 215H68V217H69ZM73 215V214H72ZM86 215V214H85ZM128 215V214H127ZM147 215H148V213H147ZM156 215V214H155ZM157 215H160V214H157ZM182 215V216H181ZM210 215V214H209ZM209 215L207 216V218H206V216H205V218H206V222L204 221V219L201 221V223H205V224H201V226H200V224L198 225L199 227V229H197V230H195L194 228L195 227H197V225L193 228V227H191L192 228V230H190L191 231V234H189V235H193V238L191 239V241L189 240V238H187V240H189V241H186L187 242V245L188 246H191L192 248H193V245H192V241H193V244L196 246L195 248H194V251H196L195 253H194V255L192 256V258H191V256L188 258V256H187V254L188 255H190L189 253H184L183 251L182 252H179L176 248H174V247H170L169 248V250H167L168 251V254H169V256L167 255V257L173 262V263H171V264H175V263H177V264H190V263H192V261H191V259L194 261V262H196L195 260H197V262L199 261V258H200V255H202V253H203V255H204V253H205V251L207 250V248H205V247H207V246H210V248H211V246H214L215 245V243H217L218 241H221V242H227L228 241V239L230 240L231 239V242L236 238L235 237V235L237 236V235H239V236H244V235H242V234H248L249 233V230L247 229H245L246 227H247V225H244V226H246V227H244L243 229H245V231H246V233H242L241 234V232H238V230H243L242 229V227L240 228V226H239V228L240 229H230L229 228V230H232L231 232H229L230 234H227L226 233V230H224V228H225V226H227V221H228V218H230L231 216H227V217H225V219H224V222L223 223H221V221H223V220H221V219H217L218 217L219 218H223V217H220L221 215H219V214H217V216L216 217H213V218H210L209 217ZM215 215V214H214ZM213 215V216H214ZM223 215V216H224ZM17 216V215H16ZM19 216V215H18ZM22 216H24V215H21L20 217H22ZM90 216H91V214H90ZM89 216V217H90ZM93 216V215H92ZM113 216V215H112ZM117 215H115V220H116V218L117 217H120L119 215L116 217ZM128 216H130V215H128ZM127 216V217H128ZM176 216V217H177ZM199 216H201V215H199ZM235 216V215H234ZM241 216H240V218H241ZM246 216V215H245ZM244 216V217H245ZM258 214L253 218H250L249 216L247 217V218H249V219H253V220H255V222L258 220ZM260 216V215H259ZM0 217H2L1 215H0ZM3 217H5V216H3ZM11 217V216H10ZM26 217V216H25ZM72 217H74V216H72ZM81 217V216H80ZM125 217H126V215H124V217H123V219H122V221L125 219ZM144 217V216H143ZM161 217V216H160ZM159 217V218H160ZM174 217H173V219H174ZM193 217V216H192ZM6 218H8L7 216H6ZM6 218H3V219H5L6 221H7V219ZM16 218V217H15ZM15 218H14V220H15ZM19 218V217H18ZM23 218V217H22ZM75 218V217H74ZM85 217H83L82 219H84ZM87 218V217H86ZM86 218L84 219L85 221H86ZM111 218V217H110ZM110 218H108V219H110ZM147 218H150V217H147ZM153 218V217H152ZM157 217H155V219H156ZM158 218V219H159ZM162 218V217H161ZM160 218V219H161ZM172 218V217H171ZM189 218H190V216H189ZM188 217H187V220H188V222H189V219ZM227 218V219H226ZM247 218L245 219V220H242V221H244V222H246L247 221ZM257 220H256V219ZM263 218V217H262ZM3 219H0V222L3 220ZM26 219H28L27 217H26ZM36 219V218H35ZM80 219V218H79ZM81 219V220H82ZM111 219H114V217H112ZM118 220H119V218H117ZM155 219H154V221H155ZM193 219V218H192ZM209 219V220H208ZM8 220H10L9 218H8ZM25 220V219H24ZM36 220H40V219H38V217H37V219ZM148 219H146V221H147ZM162 220V219H161ZM160 220V221H161ZM167 220V219H166ZM217 220H219V222L218 223H220V225L221 224H223V225H225V223H226V225L225 226H220V225H218L217 224ZM233 220V219H232ZM236 220V219H235ZM238 220V219H237ZM4 221V220H3ZM3 221H2V223H3ZM6 221H4V222H6ZM13 220H11V221H9V222H7L6 224L8 225V224H10V222L12 223L11 225H12V228H13V223L14 222H12ZM76 221V220H75ZM107 221V220H106ZM109 221V220H108ZM117 221V220H116ZM125 221V220H124ZM144 221V220H143ZM145 221V222H146ZM152 221V220H151ZM157 221V226L158 227H160V225H162L163 223L161 222V224H158V222H159V220H156ZM162 221H164L165 222V219L164 220H162ZM171 221V220H170ZM193 221V220H192ZM226 221V222H225ZM229 221L231 222V225H232V221L229 219ZM241 221V223H244V222H242ZM17 222V223H16ZM110 222V221H109ZM112 222V221H111ZM113 222H115L114 220H113ZM148 222H150V220H148ZM167 222V221H166ZM169 222V221H168ZM172 222V221H171ZM171 222H169V223H171ZM197 222H199V221H197ZM63 223V222H62ZM79 223H80V221H79ZM82 223V222H81ZM105 223V222H104ZM107 224H108V222H106ZM105 223V224H106ZM117 223H120V222H117ZM122 223V222H121ZM168 223V224H169ZM176 223H177V221H176ZM176 223H175V225H176ZM251 223H253V222H251ZM259 223V222H258ZM5 224V225H6ZM16 224H19L18 223V221H15V225ZM78 224V223H77ZM76 224V222L74 223V225L76 226L77 225ZM230 224V223H229ZM240 224V223H239ZM245 224H247V223H245ZM248 224H249V222H248ZM256 224V223H255ZM22 224L20 225V227H22L23 226ZM47 225V227H44V226H46ZM57 225V224H56ZM63 225V224H62ZM66 224H64L63 225V227L65 226ZM70 225V224H69ZM69 225L68 226H66V227H68L69 228ZM100 225V224H99ZM110 225H112V226H110ZM116 225V224H115ZM115 225L113 226V224L111 223V224H109L108 226L107 225H105V226H107V227H111V228H108V229H106L105 228V226H104V224H103V226H102V231H104V232H102L101 233V235L100 236H98L97 237V239H98V241L95 239L94 240V238L97 236L96 234H93L95 237L93 238V240H94V242H99V240H100V242H102L103 240H101L100 239V237H104V234L105 233H107V231L108 230H110V229H112L113 227H114V231H119L120 230V227L117 229V228H115ZM120 224H118V226H119ZM152 225H154L153 223H152ZM151 225V226H152ZM170 225V224H169ZM168 225V226H169ZM172 225V224H171ZM178 225V224H177ZM147 226V225H146ZM174 225H172L171 227H173ZM256 226V225H255ZM1 227H2V225H1ZM14 227H16V226H14ZM16 227V228H17ZM73 228H74V226H72ZM71 227V228H72ZM84 227V226H83ZM99 227H101V226H99ZM116 227H117V225H116ZM157 227V228H158ZM167 227V226H166ZM170 227V226H169ZM248 227H250V226H248ZM252 227V226H251ZM3 228H5V226H3ZM8 228V226H6V229ZM39 228V229H38ZM67 228V229H68ZM97 228V227H96ZM103 228H105L104 230H103ZM122 228V227H121ZM168 228V227H167ZM174 228H175V226H174ZM188 228V227H187ZM263 228V227H262ZM20 229V230H19ZM22 229V230H21ZM66 229V228H65ZM117 229V230H116ZM147 229H149V226H148V228L146 227V230ZM151 229H153V228H151ZM160 229V228H159ZM164 229H165V224H164ZM175 229H178V228H175ZM174 229V230H175ZM251 229V228H250ZM17 230L16 229H7V230H4V231H1L0 230V246L2 245V247H6L7 246V242L5 241V237L7 236V234L8 233H13V235L15 234V233H17ZM26 230V229H25ZM37 230V231H36ZM39 230V231H38ZM42 230V229H41ZM48 230H49V228H48ZM57 230H59V229H57ZM60 230H61V228H60ZM64 230V229H63ZM69 230H70V228H69ZM80 230H81V228H80ZM106 230V231H105ZM146 230H143V232H145ZM30 231H31V233H30ZM55 231H56V228H55ZM97 231H99V232H101V228L99 229V230H97ZM114 231L110 234V232L109 233H107L109 236H111V238H113V236H114ZM139 231V230H138ZM148 231V230H147ZM176 231V230H175ZM194 231H196L195 232V234H194ZM236 231H237V233H236ZM244 231V230H243ZM244 231V232H245ZM261 231V230H260ZM264 231V230H263ZM36 232V233H35ZM43 232L44 231H41V235H43ZM46 232H47V230H46ZM99 232H97V234L99 233ZM141 232H142V230H141ZM179 232V231H178ZM184 232V231H183ZM183 232H182V234H179V233H177L178 235H183ZM224 232L229 236L230 235V237L229 238H226L225 237V235L223 236V234H224ZM233 232V234L234 235H231V233ZM235 232V233H234ZM253 232V231H252ZM51 234H52V231L50 232ZM56 233V232H55ZM73 233H75V232H73ZM95 233V232H94ZM115 233H118V232H115ZM137 233V232H136ZM175 233V232H174ZM186 233V232H185ZM185 233H184V237H185ZM238 233H240V234H238ZM255 233V234H254ZM254 238H256L255 236H257L256 234H258V232L256 231H254ZM263 234H264V232H262ZM50 234V235H51ZM58 234V233H57ZM60 234V233H59ZM65 234V233H64ZM106 234V235H107ZM145 234V233H144ZM176 234V233H175ZM176 234V235H177ZM252 234V233H251ZM253 234H252V236L249 234L248 235V237H250L249 239L247 238V239H245L246 241H245V245H242V246H240V247H238L239 246V243L237 244V246H234V242L236 241V240H238V242H242V241H244L241 237V239L239 240V236L236 238V240L235 241H233V243H231V242H229V244L231 243V246L229 245V244H225L226 246H227V248L230 246V248L227 250V248H225V251L227 250L228 252L227 253H225V251L223 252V248H224V244L222 243L221 244V246L222 245H224V246H220V245H218L219 247H221L220 249H219V247L216 245V252H218V251H220V250H222V252H223V255L220 257L219 255H217L218 257H220V259L222 260V262H223V264H246V260H247V263H248V259H246V260H244V257H246V256H242V254L244 253V251H247V250H249L250 252H251V247L252 246H254L255 244L253 243V241H251V240H256V239H253ZM12 235V237H14V236H17L16 238H20V236L19 235H14L13 236ZM44 235H45V233H44ZM63 235V234H62ZM99 235V234H98ZM118 235V234H117ZM128 235H130V234H128ZM196 235V236H195ZM226 235V236H227ZM258 235H260V234H258ZM56 236V235H55ZM59 236V235H58ZM109 236H107V237H104L103 239H104V244H105V242H107V240L109 241L111 238H109ZM120 236H121V233H120ZM124 236V235H123ZM130 236H132V235H130ZM145 236V235H144ZM149 236V235H148ZM186 236H187V233H186ZM223 236V237H222ZM264 236V235H263ZM263 236L261 237V235H260V240H262L263 239ZM7 237H9V235L7 236ZM86 237V236H85ZM89 237V236H88ZM87 237V238H88ZM93 237V236H92ZM92 237L90 238V239H92ZM119 237V236H118ZM140 237H142V234H141V236ZM172 237V236H171ZM180 237V236H179ZM178 237V238H179ZM220 237H221V239H220ZM226 238V240H224L225 238ZM234 237V239L232 240V238ZM251 237H252V239H251ZM15 238V237H14ZM13 238V239H14ZM16 238L14 239V240H16ZM123 238H125V237H123ZM129 238V241H127V239ZM128 238L126 239V240H124V244H122V245H125V241H127L126 243H128V244H126V246L127 247H125V248H127L126 250H125V248L123 249V250H125V251H127V252H130V250H131V248L133 247V246H137V245H135L136 243H137V239H138V241L141 243L142 241H141V239L140 238H137L136 240L133 238V237H129L128 236ZM257 238H258V236H257ZM262 238V239H261ZM13 239H11L10 238V240H12L13 241ZM58 239V238H57ZM86 239V238H85ZM89 239V242L90 241H92V240H90ZM105 239H107V240H105ZM182 239H183V237H182ZM181 239V240H182ZM251 239V240H250ZM20 239H18V241H19ZM49 240V239H48ZM48 240H47V243H48ZM114 240H116V238H114ZM113 240V241H114ZM118 240V239H117ZM152 240V239H151ZM172 240V239H171ZM170 240V241H171ZM173 240H174V238H173ZM172 240V241H173ZM247 240H250V242H249V244L250 245H252V243H253V245L250 247V245H249V247H248V245L246 244V243H248L247 242ZM259 240V241H260ZM264 240V239H263ZM18 241H16V242H18ZM51 241V240H50ZM88 241V240H87ZM119 241V240H118ZM117 241V242H118ZM166 241V240H165ZM32 242V243H33ZM40 241H38L37 243H39ZM89 242H85L84 244V247L86 248L87 247V245H86V243H89ZM97 242L95 243V245L97 244ZM99 242V243H100ZM110 242H112V241H110ZM117 242H115V244L117 243ZM146 242V241H145ZM149 242V241H148ZM148 242H147V244H148ZM152 242H153V240H152ZM167 242L169 243V241L167 240ZM178 242H179V240H178ZM185 242V243H186ZM252 242V243H251ZM262 242V241H261ZM261 242H259V243H261ZM43 243V242H42ZM114 243V242H113ZM112 243V244H113ZM143 243V242H142ZM162 243V242H161ZM164 243V242H163ZM166 243V242H165ZM180 243V242H179ZM188 243H191L190 245L188 244ZM220 243V242H219ZM256 243V242H255ZM259 243H256V244H258V248H259ZM20 244V243H19ZM26 244V243H25ZM45 244V243H44ZM50 244V243H49ZM91 244V243H90ZM90 244H88L89 246H90ZM120 244V243H119ZM170 244V243H169ZM169 244H166V246H170ZM233 244V245H232ZM9 245H11V246H13L14 247V244L12 245V244H10V242H9ZM8 245V246H9ZM21 245H22V243H21ZM20 245V246H21ZM46 245V244H45ZM45 245H43L44 247H45ZM94 245V244H93ZM99 245V244H98ZM117 245V244H116ZM121 245V246H122ZM173 245H175L174 243H173ZM229 245V246H228ZM7 246V247H8ZM31 246H34V245H31ZM38 246V245H37ZM78 246V245H77ZM83 246V245H82ZM97 246V245H96ZM95 246V247H96ZM109 246V245H108ZM107 246V247H108ZM120 246V245H119ZM141 246V245H140ZM143 246V245H142ZM163 246V245H162ZM164 246H165V244H164ZM233 246V247H232ZM30 247V246H29ZM28 247V248H29ZM40 247V246H39ZM47 247V246H46ZM83 247V248H84ZM92 247V246H91ZM106 247V248H107ZM118 246H116V248H117ZM139 247V246H138ZM144 247V246H143ZM158 247V246H157ZM181 247H182V245H181ZM187 247V246H186ZM191 247H190V249H191ZM242 247H244V248H242ZM255 248L256 250H253L252 249V252H254L255 251V253H256V251L258 252V248ZM26 248V247H25ZM28 248H27V250H28ZM35 248V247H34ZM37 249H38V247H36ZM35 248V249H36ZM90 248V247H89ZM105 248V249H106ZM136 248V247H135ZM140 248V247H139ZM166 247H163V249L164 250H166L165 249ZM209 248V247H208ZM213 248V247H212ZM211 248V249H212ZM249 248V249H248ZM253 248V247H252ZM4 249V248H3ZM2 249V250H3ZM13 249V248H12ZM16 249V248H15ZM19 249V248H18ZM41 249V248H40ZM48 249V248H47ZM87 249H88V247H87ZM95 249V248H94ZM93 249V250H94ZM121 249V250H122ZM159 249V251H160V247L158 248ZM181 249V248H180ZM179 249V250H180ZM184 249V248H183ZM9 250H11V249H9ZM25 250V249H24ZM27 250H25L26 252H27ZM33 250V249H32ZM138 250V249H137ZM164 250H163V253H164ZM215 250L213 251V249L212 250H209V251H213V252H215ZM260 250V249H259ZM16 251V250H15ZM17 251H19V250H17ZM21 251H23V249L21 250ZM35 251V250H34ZM41 251V250H40ZM98 251V250H97ZM140 251V250H139ZM159 251H158V253H159ZM181 251V250H180ZM192 251V250H191ZM190 251V252H191ZM3 252H4V250H3ZM24 252V251H23ZM90 252V251H89ZM131 252H132V250H131ZM130 252V253H131ZM142 252V251H141ZM150 252V251H149ZM160 252H162V248H161V251ZM187 252V251H186ZM215 252V253H216ZM222 252H221V254H222ZM243 252V253H242ZM1 253V252H0ZM18 253H20V251L18 252ZM105 253V252H104ZM119 253V252H118ZM123 253H124V251H123ZM133 253V252H132ZM146 253V252H145ZM155 253L157 254V252H156V250H155ZM162 253V254H163ZM197 253V254H196ZM212 253V252H211ZM101 254V253H100ZM111 254V253H110ZM125 254V253H124ZM127 254V253H126ZM147 254L148 253H146V254H144L143 253V255H144V262L142 261L141 263H146V264H154L151 260H149L148 261V259L150 258L151 259V255L148 257L147 256ZM150 254V253H149ZM154 254V253H153ZM191 254H192V252H191ZM260 254H261V252H260ZM259 254V255H260ZM3 255V254H2ZM23 255H24V253H23ZM41 255V254H40ZM114 255V254H113ZM143 255H140V257L141 256H143ZM165 255V254H164ZM184 255H186L187 256V258L188 259H185L186 257L184 256ZM202 255V256H203ZM209 255V254H208ZM251 255H253V254H251ZM19 256V255H18ZM27 256V255H26ZM34 256V255H33ZM38 256V255H37ZM117 256V255H116ZM126 256V255H125ZM158 256H159V254H158ZM161 256V255H160ZM160 256H159V259H161L160 258ZM166 256V255H165ZM184 256V257H183ZM213 256V255H212ZM216 256V257H217ZM241 256H242V258H241ZM257 256V255H256ZM31 257V256H30ZM35 257V256H34ZM109 257H111V256H109ZM155 257V256H154ZM153 257V258H154ZM166 257V259L168 260V258ZM204 258H205V256H203ZM203 257H201V260L202 259H204ZM209 257H211V256H209ZM215 257V256H214ZM248 257V256H247ZM260 257H262V255L260 256ZM260 257H259V259H260ZM3 258H5V257H3ZM98 258V257H97ZM191 258V259H190ZM230 258L232 259V258H234V259H232V261L230 260ZM256 258V257H255ZM258 258V257H257ZM263 258V257H262ZM28 259V258H27ZM32 259V258H31ZM146 259V260H145ZM162 259H163V257H162ZM165 259V260H166ZM252 260L254 259V258H251ZM2 260V259H1ZM22 260V259H21ZM24 260V259H23ZM78 260V259H77ZM109 260V259H108ZM132 260V259H131ZM130 260V261H131ZM136 260V259H135ZM140 260H142V259H140ZM154 260H155V258H154ZM166 260V262H160V264H168L169 262ZM179 260V261H178ZM251 260V261H252ZM26 261V260H25ZM177 261V262H176ZM203 261V260H202ZM201 261V262H202ZM220 261V260H219ZM241 261H245V263L244 262H241ZM250 261V260H249ZM250 261V262H251ZM4 262V261H3ZM13 262V261H12ZM111 262V261H110ZM109 262V263H110ZM152 262V263H151ZM175 262V263H174ZM211 262H212V260H211ZM248 263V264H252V263H254L253 261L251 262V263ZM7 263V262H6ZM5 263V264H6ZM69 263H70V261H69ZM141 263H139V264H141ZM207 263V262H206ZM213 263V262H212ZM218 263V262H217ZM19 264V263H18ZM67 264V263H66ZM97 264H99V263H97ZM130 264H135L133 261L130 263ZM138 264V263H137ZM159 264V263H158ZM193 264V263H192ZM195 264V263H194ZM203 264V263H202ZM215 264H216V262H215ZM220 264H222V263H220ZM254 264H264V262H260V261H258V262H255Z\"/></svg>", "mask_w": 264, "mask_h": 264}, {"label": "rangeland", "instance_id": "374dc122", "mask_svg": "<svg viewBox=\"0 0 264 264\" xmlns=\"http://www.w3.org/2000/svg\"><path fill=\"white\" fill-rule=\"evenodd\" d=\"M56 1L57 0H49L48 2L45 0V2L43 3V4H41V3H38V2H35V1H30V4L33 6H37V5H39V6H37V8H43L44 7V9L43 10H45L46 9V7L45 6H47V8H48V10L46 9V11H44L45 12V16H44V27H45V20H48V18H50V17H53V19H56V22H57V18L55 17V16H59L60 15V13H59V11L60 10H62V9H65V8H63V2L64 1H66V0H64L63 2L61 1L60 2V4H61V8H60V4L58 3V1H57V3H56ZM86 1H90V0H86ZM85 0H83V1H80V3L77 5V4H73L74 6L73 7H75L76 5V8H73V7H71V6H69V7H71V9H74V11L78 14V16L76 17V18H74L75 16H72V13L70 12L71 11V9H69V11H66V10H68V9H66V10H62L63 12H64V14H65V11H66V14L64 15L63 14V12H61V17L59 16V18H60V20L61 19H63V17L64 16H66L67 15V13L68 14H70V15H68L69 17H71V18H69V17H67V19H69V20H64V22H67V24L66 23H64L63 21H59V23L58 24H63V25H59V26H57L58 24H56V23H54L53 22V19H49L48 21L49 22H51L50 23V26H49V28H51L52 29V31L53 30H56V27H58L57 28V32L59 31V32H61V30H59V27H63V26H65V28H69L70 26H72V25H70L69 26V23H73L72 21L73 20H75V19H78L80 16H86L87 15V13H88V15L87 16H89V15H91V14H89V13H92V10H93V6H92V1H95V0H91V2H86ZM106 1H108V0H106ZM111 1V0H110ZM109 1V2H110ZM113 1V0H112ZM111 1V2H112ZM115 1H116V4H117V7H118V5H120L121 3L120 2H122V3H124V0H120V2H118L119 0H114L112 3H114V5H115ZM139 1L140 0H138V3H139ZM146 1H148L149 3H154V2H150V1H152V0H146ZM217 1V0H216ZM218 1H220V2H222L223 4H224V2L226 1V3H228V4H220V3H217V2H215L216 4L214 5L215 7V9H212L211 11L209 10V11H205V15H204V17H205V26H202L200 29H201V31H202V35L204 36H202V35H197V33H196V29L195 28H191V26H189V27H187V35H188V39H189V41H188V39L185 41L186 43H185V45L187 44V46H185L186 48H188V50H192V52H193V54H195L194 55V57H198V56H200V57H203V55H204V53L205 54H209V55H211V56H214V57H218V59H220V60H218L219 61V63H221L220 65H222V66H220L219 65V63L217 62V66H218V69H219V71L220 70H224L223 71V74H224V76H225V82H226V80H228V79H230L229 77H231V74L230 73H227V72H225V69H224V67L225 66H229V67H231V64H232V66H233V68H236V67H240V66H242V62L245 64V63H248L249 62V60H251V59H253V58H256L257 59V62H260V66L262 67V68H264V62H262L260 59V57L262 56V59H263V61H264V48H263V45H262V43L260 44V51H258V52H256L255 54L256 55H253V51H251L252 49H253V47H255L254 45H253V43L251 42L250 43V41H249V38H248V36H244V34H251V33H253L252 32V29L250 30V28L251 27H256V29L259 27L260 29H261V31H263L264 30V16H263V18L262 19H260L261 17H262V14L261 13H258L259 11H261L260 9L259 10H255V12L253 11L252 13H250L249 11H247L245 8H244V0H241L243 3H241L242 5L241 6H243V7H241V9H240V17H239V19H237V21H236V26H237V28H238V31L239 32H241V35H243L242 36V38H240V40H238V42L239 43H242V45H241V48L243 49V51L246 53H244L243 51V55L245 54V55H248V57L246 58L247 59V61L245 62L244 60V58H242L241 56H242V54H239V53H235V51H234V49L232 48L233 46L230 44V43H227L226 41H227V34H225V32H223L224 30L223 29H221V27L222 26H220V22L221 21H216L215 19L216 18H214V17H216L214 14H216L217 13V11H218V8H224L225 7V9H228V7H229V5H230V2L229 1H227V0H218ZM224 1V2H223ZM55 2V3H54ZM83 2H84V4H83ZM86 2V3H85ZM104 2V0L102 1V3ZM94 3V2H93ZM140 3H141V1H140ZM14 4V6L16 5L15 4V2L13 3ZM12 3H11V5L9 6V8H11V6L13 5ZM48 4V5H47ZM58 4H59V7H58ZM89 5V6H87V5ZM106 4V2H104L103 3V5H105ZM126 4V5H125ZM125 4L123 5H120L118 8H116V12L118 13V14H120V16L121 15H123L125 18L127 17V19L128 18H132L131 17V15H132V12L131 11H136L138 8H139V6H136V4L135 3H131V1L129 0H125ZM18 5V4H17ZM91 5V6H90ZM226 5H228V7L226 6ZM33 6V7H34ZM57 8H56V7ZM116 6V5H115ZM219 6V7H218ZM51 7V8H50ZM55 7V8H54ZM86 7L88 8V9H86ZM123 7V8H122ZM127 7V8H126ZM218 7V8H217ZM0 8H1V6H0ZM50 8V9H49ZM68 8V7H67ZM89 8H91V9H89ZM120 8V9H119ZM213 8V7H212ZM217 8V9H216ZM7 9L8 8H5V10H4V6H2V8L0 9L2 12H1V14H3V15H5V14H8L7 13ZM54 9V10H53ZM57 9H58V11H57ZM76 9V10H75ZM133 9V10H132ZM9 10V9H8ZM50 10H52L51 12H50ZM82 10V11H81ZM88 10H90V11H88ZM118 10V11H117ZM123 10V11H122ZM130 10V11H129ZM216 11V13H213V12H215ZM5 11V12H4ZM55 11V12H54ZM84 11V12H83ZM120 11H121V13H120ZM125 11H127V12H125ZM48 12V13H47ZM82 12V13H81ZM155 12V11H154ZM209 14L208 15V17L210 16V13H211V18L209 17H206V14L207 13ZM247 12L249 13V14H251V15H248L247 14ZM51 13H53V14H51ZM80 13V14H79ZM83 13H85V14H83ZM130 13V14H129ZM246 15H245V14ZM49 14H51L50 15V17H49ZM83 14V15H82ZM128 14V15H127ZM253 14V15H252ZM48 15V16H47ZM55 15V16H54ZM64 15V16H63ZM105 15V14H104ZM101 16V17H103L102 19H101V17H99L98 19H99V21L97 20V22L95 23V26H97L98 28H96V27H94V26H90V25H88L85 21V23L87 24V26H86V24L83 22V21H80V23L79 22H77V23H79L78 25H77V23H76V25L74 26L75 28H77V26H78V30H77V32H76V34L74 33L73 35H72V33H70L69 35H68V38H70V40L67 38V43H69L70 45H69V47H68V45H67V51L70 49V48H73L74 47V45L75 44H77V46H75V48H74V51H73V49L71 50L72 51V55L73 56H71V51L69 52L68 51V56L71 58L72 57V59H75V57H76V59H75V61H77V63L75 62V66H72V67H70L71 69H73V68H75V69H73V70H71L70 69V71H69V74H71L72 73V77H76L78 74L76 73H74L75 72V70H77L78 71V69H77V67L79 68V66H80V68H79V70L82 68V66H83V64L84 63H86L89 59H88V57H86V59L84 58H82V56L81 55H79L78 53H76V48L78 47V46H81L82 45V47L84 46V48L85 49H87V48H94V47H100V46H102L101 48V50L99 49V51H101L100 53H101V57L102 58H104V59H102V58H100V60L99 59H97V60H95V59H92L91 58V61L89 62L88 61V63H90V66H89V64L87 65V67H93V65L95 66L97 63L96 62H99L98 64H103V62L106 60V57L107 56H104L103 57V55H107V53L109 54L110 52H109V50L111 49V50H114L115 48V46H117L118 45V39L120 38V31H121V29H123L124 28V26H122L123 28H121V26H120V28H119V25H117V24H115L112 20H111V15L110 14H108L109 16H110V18L108 17V15L106 16ZM255 15V16H254ZM261 15V16H260ZM149 16H151L150 14H149ZM170 16V15H169ZM169 16H166V18L168 19H170V21L172 20ZM249 16V17H248ZM254 16V17H253ZM258 16V17H257ZM259 16H260V18H259ZM48 17V18H47ZM73 17V18H72ZM108 17V18H107ZM146 17L148 18V15L146 14ZM157 17V18H156ZM159 17H161V18H159ZM248 17V18H247ZM45 18H47V19H45ZM65 19H66V17H64ZM105 18V19H104ZM147 18H145V19H143L144 20V22L145 21H147V23H148V20H150V18H152V17H149L148 18V20H146ZM165 17L164 18H162V16H159L158 14H157V16H156V12H155V22H154V19H153V23L151 24V26H153V27H150V24H148L149 26H147L149 29H147L148 31H146L147 32V35L149 36V34L150 35H152L153 34V36H151V37H153L152 39H154V37L156 36V34L158 33V34H160V31L162 30V27L165 25L166 26V24H168V23H164L163 24V21H164V19H166ZM242 18V19H241ZM250 19L249 21H250V25H247L246 24V22H245V19ZM254 18H255V21H254ZM133 19V23L132 24H134V25H131V26H135V25H139V24H141L143 21L142 20H140V19H136V20H134V18H132ZM166 19V20H167ZM168 19V20H169ZM207 19H209V20H207ZM215 20V21H213V20ZM252 19V20H251ZM52 20V21H51ZM71 20V21H70ZM140 20V21H139ZM163 20V21H162ZM260 20H262L261 22H260ZM69 21V22H68ZM103 21V22H102ZM130 22H132L131 21V19L129 20ZM134 21H137L136 23L137 24H135L134 23ZM240 22L241 24H242V27L241 26H239V25H241L240 23L238 24L237 22ZM242 21H243V23H242ZM253 21L255 22V23H253ZM257 21V22H256ZM209 22H211V23H209ZM214 22H215V24H214ZM217 22H219V23H217ZM251 22H252V24H251ZM263 22V24H261ZM15 23H17V22H14V24ZM19 23V22H18ZM18 23L17 24H15L14 25V27H17L18 29H19V27H20V29L19 30H22V29H24V27H25V25L23 24V26H22V23L21 24H19L18 25ZM54 23V24H53ZM82 23V24H81ZM114 23V24H113ZM158 23V24H157ZM256 23H258L257 25H256ZM56 24V25H55ZM74 24H75V22H74ZM99 24V25H98ZM160 24V25H159ZM56 26L55 28L54 27H52V26ZM68 27H67V26ZM85 25V26H84ZM114 25V26H113ZM219 25V26H218ZM256 25V26H255ZM263 25V26H262ZM22 26V27H21ZM80 26V27H79ZM103 26V27H102ZM168 27H170L169 26V24L167 25ZM166 26V27H167ZM186 26H187V24H186ZM218 26V27H217ZM243 26H245V27H243ZM73 27V28H74ZM84 27H85V29H84ZM161 27V29L159 30V28ZM166 27H164V28H166ZM204 27H206V28H204ZM216 27V28H215ZM220 27V28H219ZM249 27V29H247ZM253 27V28H254ZM16 28V29H17ZM70 28H72V27H70ZM102 28V30H101V32L99 31L100 29ZM125 28L127 29L128 27L127 26H125ZM124 28V29H125ZM151 28H153V29H151ZM189 28V29H188ZM219 28V29H218ZM50 29V30H51ZM82 31H81V30ZM114 29H116V30H114ZM117 29H119L120 31H118ZM123 29V30H124ZM129 30H130V28H128ZM127 29V30H128ZM191 29V30H190ZM192 29H193V31L194 32H192ZM206 29V30H205ZM90 30V31H89ZM128 30V31H129ZM132 30V29H131ZM130 30V31H131ZM149 30H151V31H149ZM154 30V31H153ZM157 30H159V32L157 31ZM245 30V31H244ZM41 31H43V32H41ZM51 31V32H52ZM78 31H80V33L78 32ZM95 31V32H94ZM98 31H99V33H98ZM103 31V32H102ZM104 31L106 32L105 34H104ZM116 31H118V33H115ZM125 31V30H124ZM156 31H157V33H156ZM191 31V32H190ZM36 32V31H35ZM35 32H33V33H35ZM41 32V33H40ZM40 32H39V35H38V33H35L34 35H33V33L31 34V32H30V35L29 36H31L32 37V39L29 37V39H31V40H29V43H28V45H29V47H31L32 46V48H30L29 50H28V52L29 51H31V52H29L28 53V57L25 55V57H24V54H21V57H22V55H23V60H24V62H22L23 60H22V58H21V64L23 65V70L25 71V73L24 72H22V69H20L19 71H20V73L21 74H25V75H28V74H26V72L28 71L29 72V69L31 68L30 67V64L29 63H27V61H32V59H33V61H32V63H33V66H34V63H35V61H37V60H39L40 58H41V56H39V57H35L36 55H39L36 51H35V45L37 44V42L40 40V41H43V39H46L47 37H54L52 40H54V43H56L57 44V41L59 42L60 40L58 39V40H56L57 38H59V36L58 35H56V34H59V32L58 33H56V32H52V34H53V36H52V34H50V33H47L45 30H40ZM88 32V33H87ZM90 32H92L91 34H90ZM122 32V31H121ZM127 32V31H126ZM56 33V34H55ZM82 33H84V34H82ZM85 33H87V34H85ZM154 33H156V34H154ZM47 34H50V35H47ZM80 34V35H79ZM83 36H82V35ZM97 34V35H96ZM115 34H118V35H115ZM200 34H201V32H200ZM212 35L211 37L209 36L208 37V35ZM219 34H221V35H219ZM225 34V35H224ZM47 37H46V36ZM54 35H56V36H58L56 39H55V36ZM93 35V36H92ZM190 35V36H189ZM218 35V36H217ZM43 36V37H42ZM69 36H71V37H69ZM73 36L75 37L74 39H73ZM80 36V37H79ZM91 36V37H90ZM94 36H98V37H100V41H102V42H97V40H95V38H93ZM102 36V37H101ZM117 37L116 38V41H113L114 39H115V37ZM159 36V35H158ZM222 36V37H221ZM194 37V38H193ZM36 38H37V40H36ZM42 38V39H41ZM49 38V39H50ZM77 38V39H76ZM80 38V39H79ZM90 38H92V39H90ZM158 38V37H157ZM197 38V39H196ZM215 39V40H218L219 41V49H221V51H223V50H225L226 48V50L223 52V54H218L216 51H214V50H212V49H215V50H217V46H210L209 44H208V42L206 41V39ZM243 38H245V39H243ZM48 39V38H47ZM50 39V40H51ZM78 41H76V40ZM86 39L88 40V41H86ZM106 39V40H105ZM111 39H112V41H111ZM121 39H124V38H121ZM120 39V41H122V43L123 44H126V43H124L125 41H123V40H121ZM156 39V38H155ZM192 41H191V40ZM224 40L222 43H220V40ZM242 39V40H241ZM33 40V41H32ZM50 41L49 42V44L50 43H52L53 44V46H54V43H53V41ZM72 40H74V41H72ZM92 42H91V41ZM105 40V41H104ZM196 40H198V41H196ZM34 41H36V44H35V42ZM70 41V42H69ZM76 41V42H75ZM85 41V42H84ZM90 41V42H89ZM109 41V42H108ZM33 42V43H32ZM74 42V43H73ZM79 42H81V43H85L84 45L83 44H81V43H79ZM89 42V43H88ZM105 42H107V44L105 43ZM110 42H111V44H113L114 43V49H112V47H110L111 45H110ZM210 42H212V41H210ZM224 42H226V43H224ZM248 42V43H247ZM39 43V42H38ZM100 43H102V44H105V45H107L109 48L107 49L106 47L107 46H105V45H102V44H100ZM109 43V44H108ZM117 43V44H116ZM121 43V42H120ZM194 43H197V44H194ZM207 43V44H206ZM244 43V44H243ZM55 44V46H57ZM59 44H60V42H59ZM79 44H81V45H79ZM92 44H93V46H92ZM94 44H99L98 46L97 45H94ZM189 44V45H188ZM222 44V45H221ZM249 44H251L250 46H249ZM27 45V46H28ZM34 45V46H33ZM89 47H88V46ZM91 45V46H90ZM128 45V44H127ZM126 45V46H127ZM184 45V44H183ZM194 45V46H193ZM195 45H197L198 47H196ZM204 45V46H203ZM206 45H207V47H206ZM224 45H227V46H224ZM230 45V46H229ZM73 46V47H72ZM87 48H86V47ZM245 46H246V48H245ZM154 47V48H153ZM155 47H157V46H152V50H150L151 49V47L149 48V51L150 52H147L148 54H150V55H154L155 53H157V55H159V54H163V52L165 51L164 49H163V47L161 46V48L158 46V48H155ZM190 47V48H189ZM194 47V48H193ZM196 47V48H195ZM210 47H211V49H210ZM213 47V48H212ZM222 47V48H221ZM224 47H225V49H224ZM228 47H229V49H230V47L232 48V49H228ZM252 49H251V48ZM165 48V47H164ZM249 48V49H248ZM25 49H26V47H25ZM24 49V50H25ZM32 49H33V51H32ZM103 49L105 50V53L106 54H104L103 53ZM106 49H107V51H106ZM160 49H163V50H160ZM246 49V50H245ZM23 50V51H24ZM27 50V49H26ZM25 50V51H26ZM157 50V51H156ZM159 50V51H158ZM208 50H209V52H208ZM210 50H212V51H210ZM249 52H248V51ZM163 51V52H162ZM203 51V52H202ZM228 51H229V53H228ZM231 51V52H230ZM232 51H234V53H232ZM262 51V52H261ZM32 52H34V55L32 54ZM153 52V53H152ZM215 52V53H214ZM252 52V53H251ZM22 53H24V52H22ZM26 54H27V51L25 52ZM74 53V54H73ZM112 53H114L113 51H112ZM213 53V54H212ZM228 54V57H227V54ZM231 53L233 54V55H231ZM262 53H263V55H262ZM32 54V55H31ZM75 54H77V55H75ZM103 54V55H102ZM225 54V55H224ZM259 54H260V56H259ZM198 55V56H197ZM202 55V56H201ZM218 55V56H217ZM220 55V56H219ZM221 55L222 56H225V60L223 61L222 60V58L223 57H221ZM231 55V58L229 57ZM32 58H30V57ZM81 56V57H80ZM240 56V58H238ZM252 56H255V57H252ZM234 57H235V59H234ZM252 57V58H251ZM25 58V59H24ZM36 58V59H35ZM82 58V59H81ZM228 58H230V59H232L233 58V61L231 60V61H227V59ZM260 58V59H259ZM43 59V63H41V64H44L46 61L44 60V57L42 58ZM42 59H41V61H42ZM46 59V58H45ZM127 59H129V58H125V67H126V64H127V70L130 68V66H131V68H132V71H131V73L134 71L135 72V70H136V72H138V70L140 71H143L144 73H145V71H146V68H147V65H149V64H145V61H142V63H144V65L142 64H137L138 66H134V67H132L133 65V59L131 58V59H129L128 60V62L131 60V64H128L127 63ZM156 59V60H155ZM157 57H155V58H153V60L155 61V62H153V60L151 61V63L150 64H152L153 65V67H152V69L153 68H155V71H157L158 69H156V68H160V63H159V61L161 62V65H162V62H164L165 60H163V61H161L160 59H158ZM240 59H241V61H240ZM84 60V61H83ZM96 61L95 63L96 64H94V61ZM102 60V61H101ZM104 60V61H103ZM229 60V59H228ZM235 60V61H234ZM238 60V62H236ZM260 60V61H259ZM26 61V62H25ZM40 60H39V62H41ZM78 61H80L79 62V65H77L78 64ZM93 61V62H92ZM227 61V62H226ZM39 62L37 61L36 63H35V66L36 65H39ZM123 62H124V58H123ZM153 62V63H152ZM165 62H167V61H165ZM192 62V61H191ZM225 62V64L223 65V63ZM228 62L230 63V64H228ZM240 62V63H239ZM26 63L29 65V69H28V65L27 66H25L26 65ZM31 63V64H32ZM81 63H82V66H81ZM139 63V62H138ZM154 63H156V64H154ZM159 63V64H158ZM168 63V62H167ZM237 63V64H236ZM239 63V64H238ZM93 64V65H92ZM164 64V63H163ZM227 64V65H226ZM236 64V65H235ZM241 64V65H240ZM262 64V65H261ZM141 65V66H140ZM156 65H159V66H157V67H154V66H156ZM165 65H167L166 63L164 64V66ZM32 66V67H33ZM96 66H100V65H96ZM140 66V68H138L137 69V67H139ZM146 67V68H142V67ZM224 66V67H223ZM26 67V68H25ZM222 67V69H220ZM17 68V67H16ZM19 68H22V66L21 67H19ZM19 68H17V69H19ZM126 68H124V69H126ZM163 67L161 66V68L158 70V71H160L161 69H162ZM12 70L11 71H15V68L13 67V68H11ZM27 71H26V70ZM133 69H135V70H133ZM143 69V70H142ZM82 70V69H81ZM78 71V72H81V74L83 75V73H82V71ZM121 70H122V68L120 67V71L119 72H121ZM18 71V72H19ZM72 71H74V72H72ZM76 71V72H77ZM190 71V70H189ZM130 72V71H129ZM193 71H190V73H192ZM139 73V72H138ZM138 73H136V74H138ZM190 73L187 71V73H185L184 74V80H186V81H188L189 80V76L188 75H190ZM225 73H227L226 75H225ZM73 74H74V76H73ZM135 73H133V75H134ZM186 74H188L187 76H185ZM223 74H222V77H223ZM82 75H79V77H81ZM197 76V75H196ZM195 76V77H196ZM78 77V76H77ZM76 77V78H77ZM121 77V76H120ZM198 77H200V76H198ZM227 77V78H226ZM122 78V77H121ZM120 78V79H121ZM124 78V80H125V77H123ZM204 77H200V78H198V80L200 79V80H202ZM252 79L254 78V79H256V80H254L255 82H259V78L258 77H251ZM85 79V78H84ZM118 79V78H117ZM240 79H242V78H240ZM240 79H239V81H238V79H237V85H241V84H243L245 81H243V80H241L242 81V83H240L241 81H240ZM251 79V81L253 82V80ZM259 79V80H258ZM59 80V78H57V80H55V82L57 83V82H59L58 81ZM122 80V79H121ZM193 80V86H195V85H197L196 87H197V89H196V93H195V95H194V93H191L190 92V90L188 89L189 88V85H190V81H191V79L188 81V82H186L187 84L183 87V88H180L179 87V83H181L180 81L178 82V86L177 85H175L174 84V86H176V87H178V88H174V90L176 89V91H174V92H172V94L171 95H173V94H175L176 96L178 95V94H180L178 97H177V101H179V99L180 98H182V100L180 99V101H181V104H183V106H184V104L185 105H187V106H184V108L185 107H187L186 108V110L187 109H189L187 112H189L190 110H191V108H193V110H195V109H197V108H200V107H202L201 109L202 110H209V109H211L209 106V104L207 103L206 104V102L204 101L203 102V99H200V98H202L203 96L204 97H206V95H203L202 94V84L203 83H201L202 81L204 82V79L201 81V82H199L198 80H196V79H192ZM94 81V79H91V82H93ZM95 82H97V84L95 83ZM94 82V84H96L95 86H96V88H98L99 86H97L98 84H100V86L102 87H105V88H103L104 89V91H106V92H104V93H100L99 95L101 96L99 99H98V101H97V103L99 102V100L101 101V104H102V101L104 102L103 103V105H101L100 103H98V104H96V105H92L91 104V102L90 101H86L87 99L86 98H78L79 96L77 95V96H75L74 97V95L75 94H70L69 92H70V90H71V88L73 89V91H71V93H73L75 90H74V88H76L77 86H79V84H77L76 83V85H75V83L74 82H72V83H70V84H73V85H70V84H68V81L67 82H65V84H63L62 85V83H61V85L58 83L57 85H59V87L61 86V88L62 87H64V89H65V93H66V91L68 90V92L66 93V95L65 96H67L68 95V93L70 94V96L72 97V100H73V102L76 100V99H78V100H76V102L78 103V101L81 103L82 102V105L83 106H80V107H75L74 105L76 104V102H72L71 104H70V101L69 100H67L69 103L67 104L68 105V107H67V105H66V101L64 102L65 104H63V102L61 103V104H58V103H60L62 100H63V97H62V100H60L59 101V99H60V97L59 98H56L55 100H56V102H54V103H56V104H54V107L56 106V105H64V107H67V110H66V108H62V110L63 109H65L64 110V112H66V113H68V111L70 112V113H68L67 115L65 114L64 115V113H62L61 111V109H59V108H57V109H59V110H57V109H55V111H58V112H56L57 113V115L59 116V117H62V120H64V122L66 121V122H68L69 121V119L71 120L70 121V123L72 122V119H71V117H69V118H67L68 116H69V114L70 115H74V114H71V112L73 111H76L78 108H86L85 110H88L89 112H90V115L91 116H96V117H94V118H97V117H100V115L101 116H105V118L107 119H105V118H101L100 119V125H102L103 124V122H107V121H109L110 122V124L112 123H114V125H113V128H115L116 126L115 125H119L120 123H121V125H123V123H126V122H128L129 120L131 121V119H133V118H136L137 117V120L138 119H140L141 117H140V115L139 116H137L138 115V113L140 114V112H141V106L142 105H144V106H142V109H144L147 105H145V103L146 102H144L145 100H147V99H145V100H142L141 102H142V104H140L139 103V101H137V100H135V101H133L134 102V105L138 108L140 105V110H138L137 111V109L136 108H133V109H131L130 111L128 110L127 112H125L126 113V115H127V117L126 116H124V117H126V119L127 118H129V116L131 115V119L129 118V120H127L126 121V119H124L123 118V116H120L121 115V113H119V112H115V113H110L109 114V112H107L106 111V106L107 105H105L106 103H107V101L108 100H111V101H108V103L107 104H110L113 100H114V96L115 95H113V96H111L110 97V94L111 93H114V94H116V92H113L114 91V89H115V91H117V88H118V86H117V84H116V82H114L113 81V83H111V81H109V82H107V84H102L100 81H95ZM224 82V81H223ZM67 83V84H66ZM106 83V82H105ZM109 83H111V85L109 84ZM246 83V82H245ZM254 83V82H253ZM93 84V85H94ZM112 84L113 85H115V86H117L116 88H114V86H112ZM192 84V83H191ZM66 85H68L69 86V88H70V90L69 89H67V88H65L66 87ZM74 85H75V87H74ZM108 85H110V86H108ZM67 86V87H68ZM74 88H73V87ZM94 86V87H95ZM173 86V87H174ZM198 86H200L199 88H198ZM101 87H99L100 89H101ZM109 89H108V88ZM257 87H259V86H256V88ZM98 88V89H99ZM109 90V92L110 93H108L107 91V89ZM187 88V89H186ZM256 88H254L253 90H255ZM262 88L264 89V86H262ZM261 87L260 88H258L260 91H261V89H262ZM102 89V90H103ZM113 90V91H111V90ZM199 89V90H198ZM262 89V90H263ZM23 90V91H22ZM180 90V91H179ZM184 90V91H183ZM246 90V89H245ZM248 90V89H247ZM253 90L252 91H250L249 90V92H247V91H243V92H245L244 94L242 93L241 95L243 96L244 95V97H247L246 99L248 100V97H250V95H248V93L250 94V93H252L253 92ZM3 91H4V93H5V88L3 89ZM20 91L21 92H24L25 90H24V88H21L20 89ZM259 91V94H262L263 92H264V90L263 91H261L260 92ZM78 91L76 90L74 93H77ZM183 92V93H182ZM186 92V93H185ZM4 93H2L4 96H5V94ZM106 93V94H105ZM247 93V94H246ZM1 94V95H2ZM183 94L185 95V96H183ZM192 94V95H191ZM202 94V95H201ZM258 94V97L260 96ZM73 95V96H72ZM104 95V96H103ZM107 95V96H106ZM170 95V96H171ZM182 95V96H181ZM253 97H255L256 95L253 93V94H251ZM255 95V96H254ZM264 95V94H263ZM4 96H1L0 97V99H1V101H4V102H6V99H5V97ZM69 96V95H68ZM103 96V97H102ZM109 96V97H108ZM167 96H168V99H169V93H167ZM181 96V97H180ZM199 96H202V97H199ZM71 97H69L70 99H71ZM77 97V98H76ZM105 97V98H104ZM180 97V98H179ZM191 97V98H190ZM211 97V96H210ZM253 97H250V100H252V99H254ZM257 96L255 97L256 99H259V100H256L255 102H257L258 101V103H254V100L252 101V102H249L250 104H254V114H256L257 115V113L259 114L260 112H261V110L260 109H262V112H264V102L263 101H261V99H260V97L258 98ZM66 98H68V97H65V99L64 100H66ZM68 98V99H69ZM76 98V99H75ZM109 98V99H108ZM208 98V97H207ZM252 98V99H251ZM75 99V100H74ZM81 99V100H80ZM184 99H186L187 100V102H186V100L184 101ZM189 99V100H188ZM193 99V100H192ZM225 104H219L214 110L215 111H213V109L212 110H210L211 112H213V113H211L212 115H214L213 117L216 119V117L215 116H217V115H220L219 114V112L220 111H222V110H225L226 108L224 107V106H226L227 104H230V103H226V101H227V97H225ZM54 100V101H55ZM58 100V101H57ZM89 100V99H88ZM201 100V101H200ZM183 101H184V103H183ZM106 102V103H105ZM190 102V103H189ZM199 102V103H198ZM262 103V104H260V103ZM80 103H78V105H81ZM85 103V104H84ZM88 103V104H87ZM136 103V104H135ZM168 103L169 104H171V102H170V100L168 101ZM180 103V102H179ZM189 103V104H188ZM89 104H90V106H89ZM147 104V103H146ZM152 103H148V106L149 105H151ZM168 104V105H169ZM173 104V103H172ZM203 104V105H202ZM206 104V105H205ZM239 104H241V105H243V102L242 101H240L239 102ZM239 104H238V102H237V105H236V103H235V105L236 106H234L236 109L238 108V106H239ZM258 104V105H257ZM259 104H260V107H259ZM66 105V106H65ZM105 105V106H104ZM167 105V106H168ZM175 105V104H174ZM174 105H169L168 106V108H174L175 106ZM201 105V106H200ZM222 105V107H221V109L220 108H218V107H220ZM240 105V110H242V112H243V107ZM257 106V108H256V106ZM70 106H72L71 108H70ZM147 106V107H148ZM153 106V104L151 105V107ZM189 106V107H188ZM192 106V107H191ZM200 106V107H199ZM228 107H230L231 105H227ZM262 106H263V108H262ZM56 107H58V106H56ZM55 107V108H56ZM75 107V108H74ZM89 107H91V108H89ZM224 107V109H222ZM232 107V106H231ZM231 107L230 108H228L229 110H231ZM77 108V109H76ZM153 108V107H152ZM152 108H149L148 107V109H152ZM182 108V107H181ZM181 108H179V112H180V116H181V118H182V116H184V114H182V112L184 113L185 112V115H187V112H186V110H184L183 108V110L184 111H181ZM256 108V109H255ZM69 109V110H68ZM216 109H219L218 111L216 110ZM260 110V112H256L257 110ZM103 110H104V112H103ZM205 110V111H206ZM227 110V109H226ZM225 110V111H226ZM240 110L239 109H237V111H235V116H234V111H228V112H221V113H223V114H227V115H223V114H221L220 115V118H218L219 116H217V120H215V122L213 121V118L211 117L212 115L210 114L209 116V119L208 120H210V121H208L207 119H206V121L207 122H209V123H204V125H206V124H208L207 126L208 127H205L206 128V130L205 129H203L204 131H202V130H200L201 129V127L202 126H198V128H197V126H196V130H200V131H196L197 133L198 132H200V134H204L203 135V139H205V138H207V136L206 135H208V136H210V137H208L207 139H205V140H203V139H201L202 137V135H200V134H198L199 136H198V142H199V144H200V141H202L203 140V142H201V145L203 144V145H206L207 143H210L211 141H213V146L214 147H216L217 146V144H216V142H215V144H214V140H217V138H216V136L214 137L213 135H212V132L213 131H211V129L213 130V128L215 129L216 127L217 128H219V126H215L216 124V122H220V121H222V119L226 116V118H224L225 120L227 119V117L228 118H231L232 116L234 117L233 119H239V117H237V116H240V114L238 115L237 113H239L240 112ZM256 110V111H255ZM59 111H60V114L61 115H59L58 113H59ZM133 111H134V114H136V115H134L135 117H133ZM72 112V113H73ZM76 112H78V111H76ZM76 112H74V113H76ZM95 112V113H94ZM99 112V113H98ZM129 112H131V114L129 113ZM136 112H138V113H136ZM237 112V113H236ZM242 112H240V113H242ZM261 112V113H262ZM56 113H55V115H53V117H54V119H56ZM99 115V116H97V114ZM101 113V114H100ZM107 113V114H106ZM125 113H122V114H124L125 115ZM129 113V114H128ZM229 113V114H228ZM63 114V115H62ZM78 114V113H77ZM117 114H119V115H117ZM233 114V115H232ZM251 115V119H253V118H255L254 116L255 115ZM80 115V114H79ZM79 115H78V117H79ZM108 115H110V116H108ZM229 115H232L231 117H229ZM76 116V117H75ZM75 116H72V118L73 117H75L76 118V120L74 121L73 120V122L74 123H76V121L78 120L77 118V115H75ZM108 116V117H107ZM119 118H118V117ZM222 116H223V118H222ZM248 116V117H247ZM246 117L248 118V119H244V120H241L240 122H242V123H240V122H238V124L237 125H239V126H237V125H232V124H230L231 125V127H230V125L229 124H227V121L229 120V119H227V121H225L224 122V129L226 128V127H230V128H227L226 130L229 132V133H232V134H234V135H236L237 136V134H238V136L236 137V136H233V135H230V136H224V135H226L225 133H228L227 131L226 132H224L223 130H220L221 131V134L219 133V131H217L216 132V135H218V143L220 144L221 142H219V140H220V138H221V140H223V142H222V147L220 146V145H218L217 146V148L219 147H221V149H218V152H217V154H215V155H218V156H221V157H218V156H216L215 158H214V156H212V155H210L211 157H213V158H211V157H209V158H207V156H209V155H207V156H205L207 159L206 160H208V161H206V160H202L204 163H202V161L201 160H199L200 161V163L198 162V161H196V163H199L200 164V166H198V164H197V166H192V164L189 166V164L188 163H190V161L192 162L193 160H190L191 159V157H192V155H190L189 153H182V155H177L175 158H173L174 160H172L171 162V170H169V172H168V170L166 171V169L164 170V169H162L161 168V170H159V172L155 175V177L158 175V177H156V178H152V180L150 181V180H142V184H141V186H140V184L138 183L139 181H137L136 183H134V185H133V189L132 188H130L131 190H127V193H129L130 195L128 196V194H127V196H125V197H123V199H121L120 200V198L121 197H119L118 199V201H119V203H116L115 201H117V199H115L114 201L113 200H109V201H103V203L102 202H100V203H102V204H97V205H99V206H97V207H92V208H88V206L86 205V206H83V207H81V208H79L78 210H75V214L72 212V214H68L69 215V217H68V215L67 216H65V217H63V218H61V219H59V221L57 220V221H55V223L54 222H52V223H50V224H48L49 226H48V228H49V230H48V228L46 229L47 230V232H46V230H44V228L42 227V228H38L39 230V232H37V235H39V236H37V238H35V241L32 243L31 241H28L29 243L27 244V239H28V236H27V233L29 234V231L27 232V228L25 227L24 228V222L26 221L27 222V220H29V222H30V218H34L33 220H31V221H33V222H37V224H39V222L38 221H41V218H42V214H43V210H44V208L42 207L41 208V206H43L44 205V203H43V199L44 198H42L44 195H46V196H48V194L50 195L52 192H56L53 188H50L49 186H50V184L52 183V185L54 184V183H57L58 181H59V177L58 176H56L55 174H53L52 173V169L50 168V169H48L49 167H52V164H51V160H50V157H51V159L53 160V158H52V154H51V149L53 150V147L54 148H56V146L58 145V144H60L59 143V140H60V137L58 138V136H57V134L55 135V134H52V135H50V136H48V138H50V139H47L46 141H45V143L47 144L46 146H43V148L45 149V152L43 151V153L41 154V151H40V153H33V154H30V152L29 153H27L29 150H31V144H32V142L30 141V140H28L27 138H26V136H25V134H28V133H26L24 130L25 129H30L28 126H30V125H28L27 126V128L26 127H22L23 129H22V131H21V128H18L17 126H16V128L18 129V130H16L14 127L13 128H11V129H9L8 131H7V135L4 137V142L3 143H1L0 142V144H2V145H4V146H2L1 145V147H0V149H2V151L0 152V157H3L4 156V154L3 153H5V158H9L8 160H13L12 158H11V156L12 155H14V154H18L19 152H20V154L22 155V152L23 151H25L26 149H27V152H26V155H27V157L25 156V154H23L22 156L25 158H23L24 160H25V162H26V160L28 161V162H26V167H27V169L25 170V171H20L19 173H18V171L16 170H13L14 168V165H12L13 167V169L10 167V164H9V161L6 159V162H8L7 163V165L9 166V168H11L12 170H13V172L15 171V173H11L12 172V170L11 171H7V173H9V174H7L6 173V171L4 170L6 167V165H5V163H2L3 165H4V169H3V166H2V169L3 170H0V172L2 173V171L5 173H3L2 175L0 174V184H3V183H1L3 180H5V182H6V180L7 179H9V178H6L5 179V177L7 176H9L10 174V176H13V174H14V176L17 174V177H22V178H25L26 179V181H25V184L21 187V195L20 194H8L10 197H11V195L14 197H12V198H10V197H8L7 198V196H6V192H4V194H5V196L6 197H4V194H3V196H0V204H2L3 206H1L0 205V215L2 216V217H0V219H3V218H6V216L10 219V220H8V218H6L7 219V221L5 220V219H3L4 221H6V222H4L3 220V223H2V221L0 222V230L1 231H4V230H9L10 228L11 229H18V227L19 228H22L25 232V234H26V236L24 235V233H23V230L22 231H20V232H22V233H18V230H17V233H15L14 235H19L20 236V238L18 237V238H16L17 236H14L13 235V233H8L7 234V236L9 235V237H5V241L7 242V246L9 245V242H10V244H14V247L13 246H11V245H9L8 247L6 246V247H2V245L0 246V264H5L6 262V264H97V263H99V264H130L132 261L135 263V264H139V263H141L142 261L144 262V255H143V253L144 254H146V253H148L147 254V256L149 257L150 255V257H151V259L149 258L148 259V261L149 260H151L154 264H160V262H166V257H167V255L169 256V254H168V251L167 250H169V248L170 247H174V248H176L179 252H184V253H189L190 255H188L187 254V256H188V258L191 256V258H192V256L194 255V253L196 252V251H194V248L196 247L194 244H193V241L191 242L192 243V245H193V248L191 247V246H188L187 245V242L186 241H191V239L193 238V235L191 236V235H189V234H191V231L190 230H192V228L191 227H195L196 225H197V227H195L194 229L195 230H197V229H199L198 227V225L201 223V221L205 218V216H206V218H207V216L209 215V217L210 218H213V217H216L217 216V214H219V215H221V213H223L222 211H221V209L223 210H225V209H227V211L226 212H224V214H226V213H228V211H230L229 212V214L230 215H228L227 214V216H231L230 218H228V221H227V226H225L226 225V223H225V225H223V224H221L220 225V223H218L219 222V220H217V224L218 225H220L221 227L222 226H225V228H224V230H226V233L227 234H230L229 232H231L232 230H229V228L230 229H240L241 227H242V229L244 228V227H246V226H244V225H247V227L245 228L246 230L248 229L249 230V233L246 235V234H242V233H246V231H245V229H243V230H238V232H241V234L242 235H244V236H239V235H235V237L237 238L238 236H239V240L242 238L244 241H242L241 243L240 242H238V240H236V238L234 239V237L232 238V240L233 241H235L234 243H233V241L231 242V239L229 240L228 239V241L225 243L226 245L227 244H229V242H231V243H233L234 244V246H237V244L239 243V246L238 247H240V246H242V245H245V239H249L250 237H248V235L250 234L251 236H252V234L254 233V231L256 232H258V234H260L261 235V237L264 235L262 232H264L263 230H264V211H263V209H264V203H263V201H264V197H263V200H261L262 198H260V196H261V194L264 196V193L262 192V190L264 189V150L262 151V145H260V144H258L257 142H261V140H263V145H264V138L262 139L261 138V136H257L256 134H258V132H257V129L256 130H254L257 126H260L259 128H262V129H260L261 130V132H260V130H259V134L261 135L262 133H264V119L263 120H261V114H260V117L261 118H259V116L257 117L256 116V118H259L260 120H261V122L263 123L262 125H258L259 124V122H257L258 121V119H256V121L253 119L251 122H248V121H250V116L249 115H247ZM263 116V115H262ZM58 117V118H59ZM133 117V118H132ZM140 117V118H139ZM150 116H148V118H149ZM57 118V119H58ZM63 118H65V119H63ZM121 118H122V120H123V123H122V121H121ZM52 119V118H51ZM116 119H119V121L118 120H116ZM211 119H212V121H213V123L215 124H213L212 123V121H211ZM79 120H80V118H79ZM78 120V121H79ZM114 120V121H113ZM136 120V121H137ZM149 120V122H150V118L148 119ZM220 120V121H219ZM125 121V122H124ZM129 121V122H130ZM134 121L135 120H133V123H134ZM36 122V121H35ZM38 122V121H37ZM72 122V123H73ZM148 121H146L145 122V126L146 127H149V129L148 130H151V128H153V127H151V126H149V124H147V123H149ZM261 122H260V124H261ZM223 123V122H222ZM248 124V126H247V124ZM258 123V124H257ZM37 124V123H36ZM40 126H41V124H43V123H38ZM110 125L108 122L105 124L104 123V125ZM178 124V123H177ZM219 123H217V125H218ZM242 125V127H241V125ZM246 125V127L244 126V125ZM103 125V127L100 129V126H99V128H98V130L100 129L102 132H105L104 134L106 135L107 133H106V128H105V126ZM125 125V124H124ZM209 125H211V127H209ZM212 125H213V127H212ZM229 125V126H228ZM257 125V126H256ZM86 126V125H85ZM120 126V125H119ZM87 127V126H86ZM163 128V131H166V132H163L162 130H161V128H159L160 129V131L158 130V132H160V133H157V134H160V136H161V138H163V139H165V137H166V139L165 140H167V144H169L170 146H171V144L173 145V146H171L172 147V149H175L174 148V146H175V144H173L174 142H175V137H174V133H173V131L171 132V128H169L168 126H166V127H168L169 128V131L170 132H168V129H166L165 128V125L164 126H162ZM223 127V126H222ZM246 129H245V128ZM247 127H248V129H247ZM165 128V129H164ZM204 128V127H203ZM208 128H211V129H208ZM258 128V127H257ZM103 129V130H102ZM106 131H105V130ZM171 129V130H170ZM220 129V128H219ZM223 129V128H222ZM232 129V130H231ZM245 129V130H244ZM13 130V131H12ZM19 130H20V134L21 135H23L20 139H19V137L20 136H18V135H20V134H16V133H18L19 132ZM91 130V129H90ZM99 130V131H100ZM243 130V131H242ZM250 130V131H249ZM252 130V131H251ZM11 131V132H10ZM18 131V132H17ZM100 131V132H101ZM263 131V132H262ZM11 134H9V133ZM23 132H24V134H23ZM87 133V135H86V133ZM84 133H85V137L87 136H89L90 137V134L88 135V133H89V131H85ZM152 134H154V132H156L155 131V129H152L151 131H150ZM222 132L224 133V134H222ZM59 133H60V130H59ZM237 133V134H236ZM252 133V134H251ZM163 134H165V135H163ZM206 134V135H205ZM211 134V135H210ZM247 134H249V135H251V136H248L249 138L251 137V139H252V137H254V135H256L255 136V139H257L258 141H255V139H253V140H251V139H248L247 138ZM101 135H102V133H101ZM101 135H100V137H101ZM105 135H102V137H101V140H100V138H98L97 139V141H99V143H101L102 142V146L99 144V146L100 147H104L105 145H103L104 143H106V145H107V143H109V142H107L109 139H108V137H105ZM223 135V136H222ZM228 135V134H227ZM241 135H244L243 137L245 138H242L241 139ZM57 136V137H56ZM61 136V135H60ZM158 136V135H157ZM7 137V138H6ZM56 137V138H55ZM86 137V138H87ZM88 137V138H89ZM105 137V138H104ZM234 137H236L234 140L232 139V138H234ZM257 137H259V138H257ZM9 138V139H8ZM14 138H15V140H14ZM18 138V139H17ZM53 138V139H52ZM59 139V140H57L58 141V144H57V142H55L56 141V139ZM87 138V139H88ZM106 138H107V140H106ZM209 138H211V140L209 139ZM227 138V139H226ZM0 139H2V138H0ZM17 139V140H16ZM26 141V142H28V143H26L24 140ZM75 138H73V140H74ZM172 139V140H171ZM175 139V140H174ZM201 139V140H200ZM239 139V140H238ZM7 140V141H6ZM32 140V139H31ZM170 140V142L168 143V141ZM220 140V141H221ZM2 141V140H1ZM20 141H22V143L23 144H21V142ZM24 141V142H23ZM33 141V140H32ZM62 140H60V142H61ZM94 141V140H93ZM101 141V142H100ZM106 141V142H105ZM122 141V140H121ZM121 141H118V142H115V141H112V142H114V143H117L116 145H118V146H120L121 144H123V145H125V141L123 142H121ZM207 141V143H205ZM226 143H225V142ZM237 141H239V142H237ZM247 141V142H246ZM249 141H251V142H249ZM256 142V144H255V142ZM5 142H6V145H5ZM55 142V143H54ZM104 142V143H103ZM242 142V143H241ZM247 143V145H245L246 143ZM259 142V143H260ZM94 143H96V140L94 141ZM114 143H111V144H113L114 145ZM241 143V144H240ZM25 144H26V147H25ZM28 144V145H27ZM57 144V145H56ZM97 144V143H96ZM191 144V143H190ZM190 144H188V145H190ZM224 144H226V145H224ZM227 144H228V146H227ZM232 144H233V146H232ZM242 144H243V146H242ZM249 144V145H248ZM256 145V146H254V145ZM30 145V146H29ZM55 145V146H54ZM95 145V144H94ZM98 145V144H97ZM109 145V144H108ZM115 145V146H116ZM141 145H142V147H141ZM187 145V146H188ZM195 144H192V145H190L189 147L190 148H188L187 150L189 151L193 146H194ZM201 145H199V146H197L198 148H200V149H206V147L207 146H209L210 147V144H208V145H206V146H204L203 147V145L201 146ZM10 146V147H9ZM27 146H28V148H27ZM140 146V147H139ZM136 145V146H134V149L135 150H138V148L140 149V148H145L144 146H145V144H144V146H143V144H140V145ZM230 146H232L231 148H230ZM247 146H249V147H247ZM258 146H260V148H258ZM6 147V148H5ZM114 147V146H113ZM112 146H111V151L110 152H108V156H111V153H113L112 154V156L113 157H115V155H116V150H114V148H116V147H114L113 148ZM124 147V146H123ZM132 147V149H133V146H131ZM136 147H137V149H136ZM176 147V146H175ZM244 147V148H243ZM5 148V149H4ZM113 148V149H112ZM195 148H196V146H195ZM194 147H193V149H191V150H194L195 149ZM217 148H216V150H217ZM229 148H230V152H229ZM246 148V149H245ZM249 148V149H248ZM264 148V147H263ZM4 149V150H3ZM25 149V150H24ZM47 149V150H46ZM134 149H133V151H134ZM207 149H208V147H207ZM222 149H226V150H222ZM240 151H239V150ZM244 149V150H243ZM250 149H252V151H250ZM9 150V151H8ZM22 150V151H21ZM43 150V149H42ZM87 151H90L91 150V148H90V150H88V149H86ZM112 150H114L113 152H112ZM141 150V149H140ZM187 150L185 151V152H187ZM219 150H222V151H219ZM232 150H234L233 151V153L231 154V152H232ZM249 150V151H248ZM8 151V152H7ZM50 151V152H49ZM224 151H227V152H229V153H225ZM238 151V152H237ZM47 152H48V154H47ZM85 152V153H84ZM189 152H191V151H189ZM241 152L243 153V154H241ZM246 152V153H245ZM24 153V152H23ZM46 153V154H45ZM87 154V153H89V154H87L89 157H91L92 156V152L90 151V152H86L85 151V149H83V152L82 151H80L79 152V154ZM109 153H110V155H109ZM132 153V152H131ZM240 153V154H239ZM249 153V154H248ZM29 154V155H28ZM105 154V156H106V158H108L109 160L111 159V162H114L115 160V158L113 159V157L111 156V157H108L107 155ZM115 154V155H114ZM183 154H184V156H183ZM223 154H225V155H223ZM230 154V155H229ZM3 155V156H2ZM6 155L8 156V157H6ZM11 155V156H10ZM33 157H32V156ZM37 155H38V157H37ZM45 155V156H44ZM51 155V156H50ZM145 155V154H144ZM238 155H240V156H238ZM30 158H29V157ZM40 156V157H39ZM48 156V157H47ZM105 156L104 155H102V158L104 157V160L106 159L105 158ZM117 156V155H116ZM188 156V157H187ZM191 156V157H190ZM234 156L237 158L238 157V159H234ZM35 157H36V159H35ZM41 157H42V159H41ZM144 157V156H143ZM178 157V158H177ZM190 157V158H189ZM204 157V156H203ZM227 157H228V159H227ZM230 157V158H229ZM5 158L3 159L4 160V162H5ZM78 158V157H77ZM77 158H75V162L77 163V166H78V169L79 170H77L78 171V173H81L83 170L82 169H80L81 167H79V165L78 164H80V162H79V158L77 159ZM157 157H154V158H152L151 160L153 161L154 160V163L153 162H151L152 163V165L154 166V165H158L159 163H158V160L156 159ZM202 158V157H201ZM220 158V159H219ZM260 158V159H259ZM29 159H31V160H29ZM33 159V160H32ZM108 159H106L107 161H109ZM177 159V160H176ZM204 159V158H203ZM211 159V160H210ZM213 159V160H212ZM215 159V160H214ZM231 159V160H230ZM2 160V159H1ZM36 160V161H35ZM49 160V162H47ZM190 160V161H189ZM259 160H260V162L261 163H259ZM46 162V164H45V162ZM144 161V160H143ZM188 161V162H187ZM194 161H195V159H194ZM193 161V162H194ZM263 161V162H262ZM31 162V163H30ZM40 162V163H39ZM43 162V163H42ZM79 162V163H78ZM145 162V161H144ZM175 162V163H174ZM208 162V163H207ZM223 162V163H222ZM253 162H254V164H253ZM29 163V164H28ZM48 163H50V164H48ZM255 163H256V165H255ZM34 164H36V165H34ZM39 164V165H38ZM41 164V165H40ZM43 164V165H42ZM146 164V163H145ZM145 164H143L144 166H145ZM188 164V166H185V165H187ZM194 164H195V162H194ZM214 164V165H213ZM248 165L247 166V168L250 166L251 168H250V170L252 169V170H257L258 168H261L259 171H257L258 173H260V174H258L257 172H255L254 171V176L256 177V175H257V177L255 178L254 176H252V175H250L253 171H251L250 173H248L247 171H244L241 167L243 166V165ZM259 164V165H258ZM30 165V166H29ZM33 165V166H32ZM37 165H38V167H42V166H46V165H48L47 167H45L46 169V172H44L45 170H39L38 172H39V174L41 175V178H42V180H41V178L38 176V177H36L37 175H36V173L37 172H35L34 173V169H36L37 168ZM261 165V166H260ZM1 166V165H0ZM8 166H7V168L6 169H8ZM34 166H35V168H34ZM214 166V167H213ZM238 166V167H237ZM241 166V167H240ZM257 167V168H255V167ZM258 166H260V167H258ZM30 167V168H29ZM185 167V168H184ZM187 167H189V168H187ZM209 167V168H208ZM231 167H232V169L234 170V173L237 171H239L238 169L240 168V170L242 169L244 172H247L250 176H248V174L246 175H244L243 177H242V175L244 174L243 173V171L241 170V171H239L238 173L240 174V172H241V176L240 177H242V178H239V174H235L234 175V173H233V171H232V169H231ZM236 167V168H235ZM253 167V168H252ZM31 170V168H32V170H31V172L29 173V175H28V172L27 171H30L29 169ZM94 168V167H93ZM190 168H192V169H190ZM225 168V169H224ZM246 168V167H245ZM90 169H92L91 167H90ZM176 169V170H175ZM218 169H219V171H218ZM249 169V168H248ZM34 170V171H33ZM82 170V171H81ZM164 170V171H163ZM183 170H184V172H183ZM214 170V171H213ZM229 170H231L232 172V174L231 173H228V174H226L225 172H228ZM247 170V169H246ZM37 171V170H36ZM81 171V172H80ZM163 171V172H162ZM181 173H180V172ZM249 171V170H248ZM17 172V173H16ZM27 172V173H26ZM85 172H89V170H87V171H85ZM84 171H83V173H85ZM167 172V173H166ZM172 173L173 175H175L176 174V172L178 173H180L181 175H183V176H181L183 179V181L184 180H186V182H192L191 184H194V185H191L190 184V182H189V184L190 185H188V186H190L192 189L194 188V187H196L195 189H197V188H199L200 186H198L199 185V183H201L203 180H205V182H203V183H206L205 185H207V187L205 186V185H203V186H205V188H203V186L202 187H200V189L201 188H203V189H201V193H200V195H202V197L201 198H199L198 197V193L200 192L198 189V191L196 192V190H195V192L194 193H197V194H195L196 195V199H195V197H194V200L197 202V201H199V202H202L203 204H204V201H206V199L208 200V198H209V200H208V203H210L209 205H211V207H212V209L210 208V210L212 211H208V209H209V207H208V209H207V212H208V214H207V212L205 211V207H207L206 205H203L202 203L199 205V204H197L198 206H197V211H199V213H196L195 214V217H196V219L194 220V215L192 214L193 212H192V209H194V208H196V204H193V202H190L189 200L192 198L193 199V196H195L194 195V193L192 192V196H191V192H190V190H191V188L190 187H188L187 189H186V191L184 192V194H182V195H173L174 197H167V193H169V192H167L166 193V191H168V190H166V191H164V192H162V195H164V196H162L161 195V197H160V202H158V199H157V207L156 208H154V207H152V204H151V208L149 207L150 206V201H151V203L152 202H154V199H153V201H152V199H150V195H147L146 193H147V191L146 190H149L150 189V185H153V184H155V182H156V179H157V181L159 180V179H161L162 178V175H163V177L165 176V175H167L168 173ZM34 173V174H33ZM43 173V174H42ZM46 173V174H45ZM78 173H77V175H78ZM83 173H81V174H83ZM87 173H85V174H83V175H86ZM89 173H91V172H89ZM89 173H88V175H89ZM166 173V174H165ZM170 173V174H171ZM219 173V174H218ZM243 173V174H242ZM255 173H256V175H255ZM7 174V175H6ZM20 176H19V175ZM32 174V175H31ZM51 174V175H50ZM161 174V175H160ZM193 174V175H192ZM205 174H206V176H205ZM231 174V175H230ZM263 174V175H262ZM3 175H5V177L3 176ZM28 175V176H27ZM35 175V176H34ZM49 175H50V177H49ZM83 175H79V176H81L80 178H82L83 179V177L85 178V177H87V176H83ZM203 175V176H202ZM219 177H218V176ZM220 175H221V177H220ZM225 175H227L226 177H225ZM229 175V176H228ZM259 175H260V177H259ZM32 176V177H31ZM45 176L48 178H45ZM83 176V177H82ZM192 176V177H191ZM198 176V177H197ZM230 176H231V178H234L233 176H235V178L237 177L238 179H239V181H240V179H241V182L242 181H245V182H243L245 185L244 186H242L243 185V183H240L238 180H237V178H236V181H235V178L234 179H231L230 178ZM245 176H246V178H245ZM4 177V179H2ZM88 177H90V175L88 176ZM154 177V176H153ZM180 177V178H181ZM202 177V178H201ZM205 177V178H204ZM251 177H253L252 179H251ZM29 178H30V180H29ZM213 178V179H212ZM220 178V179H219ZM225 178H227V180L228 181H230V180H233L232 182L230 181V182H228V181H226V179ZM49 179H51L50 181H49ZM153 179H155L154 181V183H152L151 184V182L153 181ZM174 179H176V178H174ZM199 179H202V180H199ZM223 179H225V180H223ZM230 179V180H229ZM248 179V180H247ZM249 179H250V181H249ZM263 179V180H262ZM86 180H88V178L86 179ZM196 180H199L200 182L198 183V182H196ZM31 181H33V182H31ZM42 181V182H41ZM45 181V182H44ZM49 181V182H48ZM146 181H148V184L146 183ZM221 181V182H220ZM235 181V182H234ZM237 181H238V184H237ZM255 182V183H253V182ZM4 182V181H3ZM212 182V183H211ZM247 182V183H246ZM257 182V183H256ZM26 183H29V184H26ZM41 183V184H40ZM48 183H50V184H48ZM139 184V186H138V184ZM195 183L197 184V185H195ZM211 183V184H210ZM216 183V184H215ZM227 183H229L231 186H229V185H227ZM234 183H236L235 185H240L241 186V188H243V190L240 188V186H236L234 189H233V192L231 191V189L234 187V186H232V184ZM251 183V184H250ZM260 183H262V184H260ZM43 184H46L45 186L43 185ZM136 184H137V186H136ZM143 184H145V185H147V186H145V185H143ZM214 184H215V188H212L213 186H214ZM252 185V186H248V185ZM255 184H256V186H257V184H260V186L261 185H263L262 186V190L260 191V189H261V187H259V185H258V188L257 187H255ZM26 185V186H25ZM32 185V186H31ZM39 185V186H38ZM41 185V186H40ZM52 185H51V187H52ZM55 185V184H54ZM53 185V186H54ZM143 185V186H142ZM217 185V186H216ZM1 186V185H0ZM2 186H4V184L2 185ZM1 186V187H2ZM46 186L50 189V193L48 192L47 194H46V192H47V190H49V189H47L46 188ZM134 186H135V188H134ZM147 188H145V187ZM198 186V187H197ZM210 186V187H209ZM221 186V187H220ZM229 186V187H228ZM0 187V189H2ZM31 187V188H30ZM32 187H33V189H32ZM139 187H140V189H139ZM141 187H143L144 189L143 190H141L142 188ZM152 187V186H151ZM224 187L227 189V188H230V187H232L231 189H227V190H225L224 189ZM5 188H7V187H5ZM4 188V189H5ZM30 188V189H29ZM44 188V189H43ZM47 190H46V189ZM209 188V189H208ZM218 189V191H217V189ZM244 188H247V189H244ZM256 188V189H255ZM4 189H2V192L4 191ZM39 189V190H38ZM135 189V190H134ZM204 189H206V190H211V189H214L212 192H214L212 195H217L216 197L215 196H213V198H211V197H209L211 194H209L208 193V191H207V193L205 192V190ZM216 189V190H215ZM220 189H224V190H220ZM239 189V190H238ZM251 189H255V190H251ZM7 190V193H8V189H6ZM37 190V191H36ZM43 190V191H42ZM51 190H53V191H51ZM204 190V191H203ZM235 190V191H234ZM248 190V191H247ZM42 191V194L40 193ZM141 191V192H140ZM145 193V194H143V192ZM170 191V190H169ZM190 192V194H189V192ZM223 191H225V192H227V194L225 193V192H223ZM229 191H231V192H229ZM256 191H257V194L260 192V196L259 197H257L256 195ZM1 192V193H2ZM22 192H23V195H22ZM43 192H44V194H43ZM186 192H187V194H189L190 195V197H189V195H187L186 194ZM203 192V193H202ZM219 192H221L220 194H219ZM222 192H223V194H222ZM246 192V193H245ZM251 193V194H249V193ZM133 193V194H132ZM171 193H173V191L171 190ZM205 193V194H204ZM225 193V194H224ZM253 193H255L254 195H253ZM53 194V193H52ZM131 194L133 195V196H131ZM139 194V197L141 196L140 194H142V196H143V199H140L139 197H136V195H138ZM208 196H207V195ZM238 194H240V195H238ZM243 195V197H245V198H243L242 197V195ZM247 194V196H245ZM249 194V195H248ZM2 195V194H1ZM185 195V196H184ZM204 195H206V197H203ZM211 195V196H212ZM218 195H220V196H218ZM229 195V196H228ZM233 195V196H232ZM236 195V196H235ZM17 196V197H16ZM42 196V197H41ZM51 196V195H50ZM142 196H141V198H142ZM147 198H146V197ZM148 196H149V199H148ZM165 196H166V198L168 199H166L165 198ZM172 196V195H171ZM252 196V199L250 198ZM253 196H255V197H253ZM22 197V198H21ZM45 197V196H44ZM130 197V198H129ZM134 197L136 198L135 200L136 201H138V203H140L142 200L143 201H146V205H144V203H143V205L142 206H144V208L142 209V207H140L141 206V204H142V202H141V204L139 205V204H137V206L139 207V209H137L136 207H135V205L133 206V207H135L136 208V212L134 211V209L135 208H133L132 207V203H133V201H135L134 200ZM146 199H145V198ZM163 197H164V199H163ZM180 197H182V200H183V198H185V199H187V198H189V200H187V203H191L190 205H195V206H193V207H191L190 206V208L186 211L185 209H183V207L184 208H187L189 205L187 204V203H185L186 202V200H183L184 201V203H183V205L181 204V200L180 199H178V198H180ZM198 197V198H197ZM223 197V198H222ZM227 199H226V198ZM249 197V200H252L253 201V198H255L254 200H256L255 201V203H257V202H259V204H256L255 205V203H254V201L253 202H251V204L253 203V205H250L249 206V204H250V201H249V204L246 206V207H248V208H245L244 206H245V204L244 203H246L247 204V200L248 199H246V198H248ZM259 198L260 200H258L257 198ZM5 198H7L8 200H9V198L10 199H13L12 201L10 200L9 202L8 201H6V203L4 204V201L6 200ZM15 198H17L16 199V201H15ZM41 198H42V200H41ZM50 198V197H49ZM137 198L138 199H140V200H137ZM175 198V199H174ZM178 200H180V201H177V199ZM204 198V199H203ZM214 199V200H211V199ZM215 198H218V200H219V198L221 199V200H216ZM229 198V199H228ZM19 199H21V200H19ZM131 199H133V200H131ZM167 200L166 201V205H167V203H169V205L171 204V202L170 201H173V200H176V201H174L175 202V204H174V202H172L175 206L177 205H179V204H181V207L179 206V209H178V207L176 208L175 207V210H174V206L172 205V206H169V207H166V206H164L165 205V203H162V202H165L164 200ZM172 199V200H171ZM200 199H202L201 201H200ZM243 199V200H242ZM19 202H18V201ZM131 200V201H130ZM150 200V201H149ZM223 200V201H222ZM242 200V201H241ZM15 201V202H14ZM45 201V200H44ZM117 201V202H118ZM129 201V202H128ZM135 201V202H136ZM140 201V202H139ZM148 201H149V203H148ZM162 201V202H161ZM189 201V202H188ZM191 201H193V200H191ZM214 201H218L217 202V204H215V202ZM220 201H222V202H220ZM242 203V205L240 206L239 204H241L240 202ZM261 201H262V203L263 204H261ZM17 202V203H16ZM22 203V205H21V203ZM26 202V203H25ZM38 202H39V204H43V205H40V209H39V206L37 205L38 204ZM111 202V203H110ZM130 202H131V204H130ZM178 202H180V203H178ZM207 202V201H206ZM205 202V203H206ZM232 202V203H231ZM239 202V203H238ZM20 203V204H19ZM24 203H25V205H24ZM114 203V204H113ZM158 203H160V204H162L163 205V207L161 206V205H159ZM211 203H214L215 205H213V204H211ZM148 204H149V206H148ZM153 204H155V202L153 203ZM187 204V205H186ZM231 204V205H230ZM234 204V205H233ZM236 204V205H235ZM237 204H238V206H237ZM243 204H244V206H243ZM104 205V206H103ZM128 206V207H130L132 210H130V208L128 209V210H130V211H132V212H130V213H127L128 215H130V216H128L127 214H126V212L128 211H126V208L127 207H125V206ZM204 206V209H202V206ZM208 205V206H209ZM213 205V206H212ZM226 206V208H225V206ZM262 205V206H261ZM5 206V207H4ZM101 206H103V207H101ZM155 206V205H154ZM237 206V207H236ZM252 206V207H251ZM261 206V207H260ZM31 207V208H30ZM108 207V208H107ZM147 207V208H146ZM158 207H159V209H158ZM160 207H162V208H160ZM170 207H172L171 209H170ZM214 207H216V208H214ZM221 207V208H220ZM244 207V208H243ZM249 207L253 210V211H251V210H249ZM255 207V208H254ZM27 208V209H26ZM82 208H85V209H82ZM94 208V209H93ZM105 208V209H104ZM145 208L146 209H148L149 210V212L147 211V212H145L146 210H145ZM167 208V209H166ZM233 210H232V209ZM6 209V210H5ZM20 209V210H19ZM41 209H42V211H41ZM104 209V210H103ZM113 209V210H112ZM122 209V210H121ZM125 209V210H124ZM151 209V210H150ZM153 209V210H152ZM161 209V210H160ZM164 209H166V210H168V211H165L164 212ZM171 210V217H168V218H165V213L167 212V214L169 213V211ZM176 209H178V211L176 210ZM191 209V210H190ZM230 209V210H229ZM83 210V211H82ZM103 212H102V211ZM119 210V211H118ZM139 210H141L142 212L140 213V211ZM159 210V213H155L156 211H158ZM172 210H173V212H172ZM182 212H181V211ZM190 210V211H189ZM239 210V211H238ZM243 210L246 212V214L244 213V216L242 217L241 215H242V213H243ZM262 210V211H261ZM20 211H21V213H20ZM121 211L122 212H124V214H123V216H120L121 214ZM179 211L181 212V213H184L185 214V211L188 213V215L186 214V216H185V218L182 216V218L185 220V229L184 230H182L181 228H180V220H181V217L180 218H178V216H177V212L179 213ZM240 211L242 212V213H240ZM258 211V212H257ZM40 212H42V213H40ZM117 212V213H116ZM133 212H135V214H133ZM139 214H138V213ZM153 212L156 214H153ZM201 212V213H200ZM203 212H205L204 213V216H203ZM234 212V213H233ZM247 212L249 213V212H255V216L258 214V220L255 222V220H253V219H249V218H247L248 216L250 217V218H254L255 216H251V215H249V214H247ZM3 213V214H2ZM89 213V214H88ZM115 213V214H114ZM137 213V214H136ZM142 213H144V214H142ZM147 213H148V215H147ZM150 213H152V214H150ZM164 213V214H163ZM176 215H175V214ZM181 213H179V214H181ZM211 213H213V214H211ZM233 213V214H232ZM238 213V214H237ZM257 213V214H256ZM263 213V214H262ZM86 214V215H85ZM88 214V215H87ZM90 214H91V216H90ZM131 214H133V215H131ZM157 214H160V215H157ZM163 214V215H162ZM173 214L175 215V217L173 216ZM178 214V215H179ZM192 214V215H191ZM215 214V215H214ZM224 214H222L220 217H223V218H217V219H221V220H223V221H221V223H223L224 222V219H225V217H227V216H225ZM17 215V216H16ZM19 215V216H18ZM21 215H24V216H22V217H20ZM93 215V216H92ZM113 215V216H112ZM115 215H119L120 217H117V218H119V220L116 218V220H115ZM124 215H126V217H125V221L123 220L122 221V219H123V217H124ZM199 215H201V216H199ZM214 215V216H213ZM224 215V216H223ZM235 215V216H234ZM260 215V216H259ZM3 216H5V217H3ZM11 216V217H10ZM28 218V219H26V217ZM72 216H74V217H72ZM81 216V217H80ZM90 216V217H89ZM128 216V217H127ZM144 216V217H143ZM162 218H161V217ZM177 216V217H176ZM189 216H190V218H189ZM193 216V217H192ZM240 216H241V218H240ZM16 217V218H15ZM19 217V218H18ZM30 217V218H29ZM37 217H38V219H40V220H36L37 219ZM83 217H87L86 218V221L84 220V219H82ZM112 217H114V219H111ZM147 217H150V218H147ZM153 217V218H152ZM155 217H157L156 219H155ZM162 219V220H164L165 219V222L164 221H162L160 218ZM173 217H174V219H173ZM187 217L190 219L189 220V222H188V220H187ZM263 217V218H262ZM14 218H15V220H14ZM36 218V219H35ZM80 218V219H79ZM108 218H110V219H108ZM159 218V219H158ZM193 218V219H192ZM206 218L204 219V221L206 222L207 220H206ZM247 218V221L246 222H244V221H242V220H245ZM25 219V220H24ZM82 219V220H81ZM146 219H148V220H150V222H148V220L146 221ZM154 219H155V221H154ZM167 219V220H166ZM227 219V218H226ZM229 219L233 222L232 223V225H231V222L229 221ZM233 219V220H232ZM236 219V220H235ZM238 219V220H237ZM11 220H13L12 222H14L13 223V225L14 226H16L17 227V225H19L17 228L16 227H14L13 226V228H12V223L10 222V224H6L7 222H9V221H11ZM76 220V221H75ZM107 220V221H106ZM110 222H109V221ZM113 220L115 221V222H113ZM144 220V221H143ZM152 220V221H151ZM156 220H159V222H158V224H161V222L163 223L162 225H160V227H158L157 226V221ZM161 220V221H160ZM172 222H171V221ZM193 220V221H192ZM201 220V221H200ZM209 220V219H208ZM15 221H18V223L19 224H16L15 225ZM79 221H80V223H79ZM112 221V222H111ZM146 221V222H145ZM167 221V222H166ZM171 222V223H169V222ZM176 221H177V223H176ZM197 221H199V222H197ZM241 221L242 222H244V223H241ZM63 222V223H62ZM76 222V226L74 225V223ZM82 222V223H81ZM106 222H108V224L105 223ZM117 222H120V223H117ZM122 222V223H121ZM203 222V221H202ZM226 222V221H225ZM248 222H249V224H248ZM251 222H253V223H251ZM259 222V223H258ZM17 223V222H16ZM113 224V226L116 224L117 225V227H116V225H115V228H119L120 227V230L119 231H114L115 229H114V227L112 228V229H110V230H108L109 232H110V234L114 231V236H113V238H111V236H109L107 233H109L108 231H107V233H105L104 234V237H107V236H109V238H111L109 241L107 240V239H105V240H107V242H105V244H104V237H100V239L101 240H103L102 242H100V240H99V242H97L98 241V239H97V237L98 236H100L101 235V233L102 232H104V231H102V226H103V224H104V226L105 225H109V224ZM152 223L154 224V225H152ZM170 225H169V224ZM175 223H176V225H175ZM207 223V222H206ZM230 223V224H229ZM240 223V224H239ZM245 223H247V224H245ZM256 223V224H255ZM6 224V225H5ZM23 225L22 227H20V225ZM57 224V225H56ZM64 224H66L64 227H63V225ZM70 224V225H69ZM100 224V225H99ZM118 224H120L119 226H118ZM164 224H165V229H164ZM174 225L175 226V228H178V229H175L174 228V226L173 227H171L172 225ZM178 224V225H177ZM201 224H205V223H201ZM201 224H200V226H201ZM1 225H2V227H1ZM69 225V228H70V230H69V228L68 227H66V226H68ZM147 225V226H146ZM152 225V226H151ZM170 227H169V226ZM256 225V226H255ZM3 226H5V228H3ZM6 226H8V228L6 229ZM72 226H74V228L72 227ZM84 226V227H83ZM99 226H101V227H99ZM107 226H105V228L107 227ZM110 226H112V225H110ZM107 227L106 229H108V228H111V227ZM148 226H149V229H147L146 230V227L148 228ZM168 228H167V227ZM239 226H240V228H239ZM244 226V227H243ZM248 226H250V227H248ZM252 226V227H251ZM44 227H47V225L46 226H44ZM72 227V228H71ZM97 227V228H96ZM122 227V228H121ZM158 227V228H157ZM263 227V228H262ZM55 228H56V231H55ZM60 228H61V230H60ZM66 228V229H65ZM68 228V229H67ZM80 228H81V230H80ZM101 228V232H99V231H97V230H99ZM105 228H103V230L105 229ZM151 228H153V229H151ZM160 228V229H159ZM251 228V229H250ZM26 229V230H25ZM42 229V230H41ZM57 229H59V230H57ZM64 229V230H63ZM116 229V230H117ZM176 231H175V230ZM190 232H188L187 230ZM20 230V229H19ZM139 230V231H138ZM141 230H142V232H141ZM143 230H146L145 232H143ZM261 230V231H260ZM37 231V230H36ZM41 231H44L43 232V235H41ZM52 231V234L50 233ZM106 231V230H105ZM180 233H179V232ZM184 231V232H183ZM253 231V232H252ZM56 232V233H55ZM73 232H75V233H73ZM95 232V233H94ZM97 232H99L98 234H97ZM115 232H118V233H115ZM137 232V233H136ZM177 234V233H179V234H182V232H183V235H184V233L186 232L187 233V236H186V233H185V237L183 236V235H176L175 233ZM195 232L196 231H194V234H195ZM30 233H31V231H30ZM36 233V232H35ZM44 233H45V235H44ZM58 233V234H57ZM60 233V234H59ZM65 233V234H64ZM120 233H121V236H120ZM145 233V234H144ZM189 233V234H188ZM225 232H224V234H223V236L225 235V237L226 238H229L230 237V235L228 236L227 234H226ZM235 233V232H234ZM236 233H237V231H236ZM252 233V234H251ZM21 234H22V237L23 236H25L26 237V240H23V241H25L24 242V244H23V242L21 241L22 240V237H21ZM51 234V235H50ZM63 234V235H62ZM93 234H96L97 236L95 237ZM107 234V235H106ZM118 234V235H117ZM128 234H130V235H132V236H130V235H128ZM141 234H142V237H140L141 236ZM238 234H240V233H238ZM255 234V233H254ZM254 234H253V239H256L255 241L254 240H251L252 239V237H251V241H253V243L255 244L254 246H252L253 245V243H252V245H250L249 244V242H250V240H247V242L248 243H246L247 245H248V247H249V245H250V247H251V252L249 251V250H247V251H244V253L242 254V256H246V257H244V260H246V259H248V263L252 260L251 258H254L252 261L255 263V262H258V261H260V262H264V236H263V239L262 240H260L259 238H260V235H258V234H256L257 236H258V238H257V236H255L256 238H254ZM12 235L16 238V240H14L15 238L14 237H12ZM56 235V236H55ZM59 235V236H58ZM124 235V236H123ZM145 235V236H144ZM149 235V236H148ZM227 235V236H226ZM231 235H234L233 234V232L231 233ZM86 236V237H85ZM91 238L92 236V239H90L89 237ZM119 236V237H118ZM128 236L129 237H133L135 240L137 239V238H140L141 239V241L143 242H139L138 241V239L136 240L137 241V243L135 244V245H137V246H133L132 248H131V250H132V252H131V250H130V252H127V251H125L127 248H125V247H127L126 246V244H128V243H126L127 241H129V238H128ZM172 236V237H171ZM180 236V237H179ZM196 236V235H195ZM222 236V237H223ZM247 238H246V237ZM88 237V238H87ZM95 237V238H94ZM123 237H125V238H123ZM137 237V238H136ZM179 237V238H178ZM182 237H183V239H182ZM189 238V240H187V238ZM224 237V238H225ZM241 237V238H240ZM10 238L11 239H13V241L12 240H10ZM24 238V237H23ZM58 238V239H57ZM86 238V239H85ZM93 238H94V240L96 239L97 241V246L95 245V243L96 242H94V240H93ZM108 238V237H107ZM114 238H116V240H114ZM128 238V239H127ZM173 238H174V240H173ZM191 238V239H190ZM226 238L224 239V240H226ZM18 239H20L19 241H18ZM49 239V240H48ZM89 239L90 240H92V241H90L89 242ZM119 241H118V240ZM127 239V241H125V245H122V244H124V240H126ZM153 240V242H152V240ZM173 241H172V240ZM182 239V240H181ZM220 239H221V237H220ZM47 240H48V243H47ZM51 240V241H50ZM88 240V241H87ZM114 240V241H113ZM166 240V241H165ZM167 240L169 241V243L167 242ZM171 240V241H170ZM178 240H179V242H178ZM260 240V241H259ZM16 241H18V242H16ZM38 241H40L39 243H37ZM110 241H112V242H110ZM118 241V242H117ZM146 241V242H145ZM149 241V242H148ZM262 241V242H261ZM43 242V243H42ZM85 242H89V243H86V245H87V247H88V249H87V247L85 248L84 247V243ZM114 242V243H113ZM115 242H117L116 244H115ZM147 242H148V244H147ZM162 242V243H161ZM164 242V243H163ZM166 242V243H165ZM186 242V243H185ZM220 242V243H219ZM259 243V242H261V243H259L260 245H259V248L257 247L258 246V244H256V243ZM20 243V244H19ZM21 243H22V245H21ZM26 243V244H25ZM46 245H45V244ZM50 243V244H49ZM91 243V244H90ZM113 243V244H112ZM120 243V244H119ZM173 243L175 244V245H173ZM191 243H188L189 245L191 244ZM223 242H221V241H218L217 243H215V245L214 246H211V248L213 249V251L217 248L216 247V245L218 246V245H220L221 246V244H222ZM223 243V244H224ZM231 243L229 244L230 246H231ZM88 244H90V246L88 245ZM94 244V245H93ZM99 244V245H98ZM164 244H165V246H164ZM166 244H169L170 246H166ZM224 244V245H225ZM232 244V245H233ZM21 245V246H20ZM31 245H34V246H31ZM38 245V246H37ZM43 245H45V247L43 246ZM78 245V246H77ZM83 245V246H82ZM109 245V246H108ZM120 245V246H119ZM122 245V246H121ZM141 245V246H140ZM144 247H143V246ZM163 245V246H162ZM181 245H182V247H181ZM224 245H222V246H224ZM224 246V248L222 249L223 250V252L225 251V248H227V246ZM228 245V246H229ZM30 246V247H29ZM40 246V247H39ZM47 246V247H46ZM92 246V247H91ZM96 246V247H95ZM108 246V247H107ZM116 246H118L117 248H116ZM140 248H139V247ZM158 246V247H157ZM187 246V247H186ZM230 246L227 248V250L230 248ZM26 247V248H25ZM29 247V248H28ZM36 247H38V249L35 248ZM84 247V248H83ZM90 247V248H89ZM107 247V248H106ZM136 247V248H135ZM160 247V251H161V248H162V252H160L159 251V248ZM163 247H166L165 249L166 250H164L163 249ZM190 247H191V249H190ZM209 247V248H208ZM216 247V248H215ZM219 247V246H218ZM221 247H219V249L221 248ZM233 247V246H232ZM249 247V248H250ZM258 248L257 250H258V252L256 251V253H255V251L254 252H252V249L253 250H256L255 248ZM4 248V249H3ZM13 248V249H12ZM16 248V249H15ZM19 248V249H18ZM27 248H28V250H27ZM41 248V249H40ZM48 248V249H47ZM95 248V249H94ZM106 248V249H105ZM125 248V250H123V249ZM181 248V249H180ZM184 248V249H183ZM205 248H207V250L205 251V253H204V255H203V253H202V255L203 256H205V258L202 256V255H200V258H199V261L197 262V260H195L196 262H194L191 258V261H192V263L194 264H215V262H216V264H220V263H222L223 264V262H222V260L220 259V257L223 255V252H222V250H220V251H218V252H216V250H215V252H213V251H209V250H212L211 248H210V246H207V247H205ZM242 248H244V247H242ZM248 248V249H249ZM4 250V252H3V250ZM9 249H11V250H9ZM23 249V251H21ZM27 250V252L25 251V250ZM33 249V250H32ZM94 249V250H93ZM122 249V250H121ZM138 249V250H137ZM181 251H180V250ZM196 249V248H195ZM260 249V250H259ZM16 250V251H15ZM17 250H19L20 251V253H18L19 251H17ZM35 250V251H34ZM41 250V251H40ZM98 250V251H97ZM140 250V251H139ZM155 250H156V252H157V254L155 253ZM163 250H164V253H163ZM192 250V251H191ZM225 251V253H227L228 251ZM90 251V252H89ZM123 251H124V253H123ZM142 251V252H141ZM150 251V252H149ZM158 251H159V253H158ZM187 251V252H186ZM192 252V254H191V252ZM105 252V253H104ZM119 252V253H118ZM146 252V253H145ZM212 252V253H211ZM221 252H222V254H221ZM260 252H261V254H260ZM23 253H24V255H23ZM101 253V254H100ZM111 253V254H110ZM127 253V254H126ZM150 253V254H149ZM154 253V254H153ZM163 253V254H162ZM3 254V255H2ZM41 254V255H40ZM114 254V255H113ZM158 254H159V256H160V258L161 259H159V256H158ZM166 256H165V255ZM197 254V253H196ZM209 254V255H208ZM251 254H253V255H251ZM260 254V255H259ZM19 255V256H18ZM27 255V256H26ZM35 257H34V256ZM38 255V256H37ZM117 255V256H116ZM126 255V256H125ZM140 255H143V256H141L140 257ZM213 255V256H212ZM217 255H219L220 257H218ZM257 255V256H256ZM262 255V257H260ZM31 256V257H30ZM109 256H111V257H109ZM155 256V257H154ZM186 258L185 259H188L187 258V256L186 255H184ZM183 256V257H184ZM209 256H211V257H209ZM215 256V257H214ZM217 256V257H216ZM242 256H241V258H242ZM248 256V257H247ZM3 257H5V258H3ZM98 257V258H97ZM155 258V260H154V258ZM162 257H163V259H162ZM201 257H203L204 259H202L201 260ZM256 257V258H255ZM258 257V258H257ZM259 257H260V259H259ZM28 258V259H27ZM32 258V259H31ZM168 258V257H167ZM2 259V260H1ZM22 259V260H21ZM24 259V260H23ZM78 259V260H77ZM109 259V260H108ZM132 259V260H131ZM136 259V260H135ZM140 259H142V260H140ZM166 259V260H165ZM232 259H234V258H232ZM232 259L230 258V260L232 261ZM26 260V261H25ZM131 260V261H130ZM146 260V259H145ZM211 260H212V262H211ZM220 260V261H219ZM250 260V261H249ZM4 261V262H3ZM13 261V262H12ZM69 261H70V263H69ZM111 261V262H110ZM169 263L168 264H171V263H173L169 258H168V260H167ZM179 261V260H178ZM202 261V262H201ZM251 261V262H252ZM110 262V263H109ZM150 262V261H149ZM151 262V263H152ZM171 262V263H170ZM177 262V261H176ZM207 262V263H206ZM218 262V263H217ZM241 262H244L245 263V261H241ZM250 262V263H251ZM147 263V262H146ZM145 263V264H146ZM175 263V262H174ZM192 263H190V264H192ZM247 263V260H246V264H248ZM254 263H252V264H254ZM141 264H144V263H141ZM175 264H177V263H175ZM243 264V263H242Z\"/></svg>", "mask_w": 264, "mask_h": 264}]
</instances>
